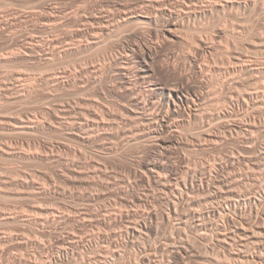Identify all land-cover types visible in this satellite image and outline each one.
<instances>
[{
	"label": "rangeland",
	"instance_id": "rangeland-1",
	"mask_svg": "<svg viewBox=\"0 0 264 264\" xmlns=\"http://www.w3.org/2000/svg\"><path fill=\"white\" fill-rule=\"evenodd\" d=\"M148 1H153V0H148ZM83 2V3H82ZM116 2V3H115ZM120 2H123V3H127L128 2V4H130V5H132V6H134V5H136V4H138V0H0V57H7V59L9 58V61L7 62L8 63V65L6 64V66H5V64L4 65H1L0 64V79H4V81H3V79L0 81L1 82V84H0V87L2 88V86H3V88L2 89H0V97H1V100H0V108H3V109H1L0 110V120L1 121H5L6 120V122H8V121H14V120H16L17 118H23L24 116V118L23 119H25V120H27V118H28V120H30L29 118H31V120L34 122V120H35V123L36 122H38V123H43V122H45V124L43 123L42 124V126L38 129L39 130V132H38V130L37 131H35V132H37V134L36 133H21V132H18V130H16L15 131V129H13V127L10 125H8L7 123L5 124V122H4V124H2L1 125V123H0V148L1 147H4L5 145H7L8 146V148H10V149H12V151H16V154H17V156H14L13 158L11 157H8V158H1L0 157V188L1 187H3V189H5V190H3L2 188L0 189V220H1V217H2V219L3 220H1L0 221V235H1V237H0V264H42V262H43V264H63V263H60L59 262V258L61 257L60 255L62 254L61 253V240L63 239V238H66V239H68V240H71V241H73L74 243L76 242V243H79L78 245H80V248L78 247L77 249H75L76 251V253L74 252V253H72V251H70V256H71V258L69 259V260H71V262L69 261L68 263H64V264H79V262L81 263H83L84 261L86 262V263H88V264H90L91 263V256L93 255V252H98V250H99V246H98V244H96V242H95V237H98L99 236V234H101L100 236H110V235H112L113 233H119V234H124L125 235V232H126V230H125V228L127 227V220L126 221H118L117 223L115 222V221H112V217H114V216H118V215H121V214H126V213H131V212H144V210L143 209H145V211H147V210H150V211H153V212H156L157 211V213H159L160 214V219L158 220V222H156V223H158V224H156L155 225V227H156V232L154 233V235H153V238L154 239H156V240H158V242L159 241H165V239L166 238H168V237H178V232L176 231V230H178V228L180 227V226H182L181 225V223H180V220H178V217H172L171 216V223H172V225H171V228H168L169 226H167V224H166V220H162V215H165V218L167 219V216H169V207L167 206V203H168V201L167 200H169L170 198V196H168V195H165V193H163L162 191H161V189H160V187H158L156 184H155V182H153L152 180L151 181H149L148 179H146V178H143V177H141V176H139V173L137 172L138 170H139V164L138 163H140V162H146V161H148V160H155L156 158L158 159V157H157V155L155 154V150L151 147V145L150 144H147V143H138V145L136 144V143H129V144H127V141L128 140H126V139H128V138H124L123 136H125V137H127L125 134L126 133H129L131 130L130 129H132L133 128V126H129V127H125L124 128V125H118V124H116V126L114 127V129H113V127L111 126V128H110V126H107V128L109 129V130H107V128L105 127L104 129H106V130H104L103 129V127H101V130L103 129V131H101V130H99V129H96V131L98 130V132H97V134L99 133V131H100V134H98V135H104L106 138H104L103 140L105 141V139L107 140V141H101L100 143H97L96 145H94V143L93 144H91L90 145V148L88 147V146H85L83 143L81 144V142H79V141H77V139L76 140H74L75 138H72V137H70V136H68L69 134V128L66 130V133H63V132H65V131H62L59 127L61 126V123H64L65 122V120L67 121H69V122H65V124H67V123H72V122H75V120L77 121L78 120V122L79 121H83L84 119L86 120V118L88 117L89 118V120L88 121H91V113L89 114V112H91V108H90V110H89V108H87V107H91L89 104H91V102H92V99L93 100H95V98L98 100L97 102H99L100 104H104V107L105 108H107V109H105V108H103V109H105V110H109L110 111V109H112V112H114V111H116L115 109H119V107L121 108V109H119V111L117 110L116 112H114V113H117V112H123V108H124V105L126 106L127 105V103L128 102H126V101H128L129 99H127L128 98V96L125 94V90L124 89H122L121 88V84H119L120 82H118L117 80L118 79H116L112 74H110V73H108V72H106V74L108 73V75H106L105 74V71H104V73L103 74H105V75H103L102 74V72L100 73V76H102V81L100 82V83H102V84H100V83H98V84H96L97 86H94L93 84L91 85V79L95 76V73H93L92 71H93V69L94 68H102V66L104 65L105 66V64H109L110 62H112L111 60H112V58L113 57H116V55H120L121 53H122V48H123V46L125 45V46H127V45H129V44H134V43H145V42H143V41H145L144 40V37H142V35L140 36L139 34H135V32H134V30L132 29V28H134L133 26H132V28H129L131 25H129V26H127V27H124V28H127V30L126 29H124L123 28V30H125L124 32H123V34L122 33H119V32H117V33H115V34H113L112 36H113V41H112V38L110 39V37H112V36H110L109 37V40H111L109 43H107L106 42V40H105V42L103 43V44H105V43H107L106 45L109 47L110 45L109 44H113V45H111V47H112V49H111V47H109L112 51H110V49H109V53H108V55H106L108 58H110V59H108L107 57H105L104 55V57L106 58H102L103 56H102V51L101 50H94V49H92L91 51H87V52H83L84 54H82V55H80L79 53L78 54H75V53H73V54H70V55H68L67 57H64L65 59H66V61L68 62V64H62L63 62V60H65L64 58L63 59H60V61L61 62H59L58 63V61H59V59H57V60H55L54 62H56L55 64H53V63H51V64H49L48 65V62H43V61H46V60H43L40 56H42V54L41 55H38L37 53H39L40 54V52L38 51V52H36V53H34V54H32L31 55V57L30 58H28V59H25L26 57H23V56H19L18 57V55H17V52L19 53V52H21V54H24L25 52L26 53H29L31 50H33V47H34V49H35V47L37 46V47H39L38 45H39V41H41V40H44L45 38H46V40H44L45 42H49V41H52V39H53V41L55 40V41H58L57 39H62V40H65L66 39V41H64V44H65V42H67L68 41V39H67V37H68V35H70V33H71V35L68 37L70 40L69 41H71V38L72 37H74V36H78V37H75V41L76 40H81L82 39V41H83V37H84V40L85 41H83V42H86L87 41V39L89 40L90 38L89 37H91V33H88V32H92V22H89V23H85V22H88V21H90L91 20V15H94L95 13V15L96 16H100L102 13V15H101V17L103 16V18H105L106 20H107V17H112V15H113V12H114V15H116L117 16V11H116V9H114L115 7H114V5L113 4H117V3H120ZM134 2V3H133ZM77 3V4H76ZM131 3H133V4H131ZM87 4V5H86ZM113 6V7H112ZM84 7V8H83ZM89 7H91V8H89ZM108 7V8H107ZM114 10H111V8ZM89 10H88V9ZM77 11H76V10ZM84 9V10H83ZM87 9V10H86ZM104 9H107V10H104ZM80 10V11H79ZM92 10V11H91ZM94 10V11H93ZM103 10H104V12H103ZM111 10V11H110ZM238 10L239 9H237V8H235V9H229V10H227L226 12H225V14L223 13H215L214 15H212L211 17H209V19L207 18V20H205L206 18H201V22H200V20L199 19H197L196 21L195 20H192V21H189V22H185L187 25H185V23H184V29H182V31H181V33H179V35H181V36H179V39H178V41L177 42H175L174 44L172 43H166V45H165V43L164 44H162V46H161V48L159 49V59H157V60H159V61H157V65L158 66H160V65H166V63L167 64H169L170 62V64H172V63H174L175 65H177L178 63V67L181 69V66H182V69H183V67L185 66L186 68H184L185 70L184 71H189V72H191L190 70H191V67H190V64H188L187 62L189 61L188 60V57L190 56V54H193L192 52H194L195 50L194 49H196L197 48V42L199 41L198 39H200L201 37H202V39H204V40H206V41H208V42H212L213 40H215V41H217V42H215V41H213L214 43H217V45H216V48H217V51L215 52V53H213V55H211V56H208L207 58H206V61H204V64L206 63V64H208V65H211L210 67H211V74L212 75H210V74H208V76H206L205 77V79H206V81H207V83H209L210 82V89H211V91L213 92H217V93H214V95L216 96V95H218V94H220V93H222L223 92V89H224V92H225V94L226 93H228L229 95L230 94H232L233 95V93L235 92H237L238 90V93H239V98H238V96H237V94L238 93H234V96L236 95L237 96V98L238 99H235V101H234V104L235 105H232V104H230V103H227L225 100H227V98H226V95L224 94V92H223V95L222 94H220V95H222L223 96V98H222V96H220V95H218L219 97H217L218 99H219V101L220 102H222L220 105H219V103L220 102H218V104L217 105H212V107H210V106H208V110L207 111H209V110H211V111H209V113L207 112L206 113V111H205V116L206 117H204L205 119L203 120L204 121V123H205V126H203L204 125V123L203 122H199V124L197 123V122H195V123H193V124H189L188 126H186L188 129V131L186 130L185 132H184V130L186 129V128H184V130H183V136H181V143L182 144H180V145H178V147H176V148H174L173 150H172V152H170L167 156H165L164 158H159L158 160H161V159H163L164 160V162H166V163H170V164H172V165H174L175 166V168L177 169V173L181 176L183 173V175L182 176H184L185 175V173L188 171V172H192V174L193 173H195V172H197L196 174H197V176H199V177H203V176H205V177H207V179L209 178V179H215V176H219L220 178L219 179H221V180H226L227 181V184L228 185H230L234 180H236V179H239V182H241L240 184H242L240 187H241V189L242 190H247L248 188H250V190L248 189V191H250V192H253V193H256L257 194V192H258V187H260V184L261 185H264V172H262V170L264 171V163L262 164L261 163V166L260 167H262V168H258V166L256 165L255 166V159H256V157H255V155L253 154H251V153H249V152H252L251 151V149H253V148H255V147H257V152L258 153H261V152H264V140H263V138H264V127H262V125L264 126V119H262V118H264L263 117V115H261L262 114V112H263V110H262V107L264 106V93H262L261 91L264 89V87H261V86H264V80H261V78L259 79V80H261L260 82H258L257 81V83L255 82L256 80H255V77H254V79L252 78V79H250V76H243L242 78H246L247 80H248V82H249V84H251V85H249V86H247L246 85V87H247V89L249 90L250 88L249 87H251V91L249 90V92H252V93H254V91H255V93H259V91H260V93H261V95H260V93L259 94H255V101L253 100V98L252 99H250L249 100V98H246L245 99V101H244V99L242 98V96H245L246 95V93H245V91H242L243 89H241L239 86H237L236 85V83L235 82H233L232 81V79H231V77H229V74H228V72L226 73V71H227V69H229V67H231L230 66V64L228 63V60H229V58L231 57L230 55V53H233V51L234 52H236L235 50L237 49V52H238V54H241V55H244V56H246L247 57V59L248 60H255V59H257V60H260V61H264V45L262 46L261 44V40H262V38L261 39H259V35H260V33L263 31V28H264V17H263V13H261L260 14V12L259 11H256L255 12V14H253L252 12V14L250 13H245L243 10H239V12H238ZM76 11V12H75ZM90 11V12H89ZM108 11H110L109 12V14H111V15H109L107 12ZM113 11V12H112ZM235 11V12H234ZM243 11V12H242ZM69 12V13H68ZM72 12V13H71ZM112 12V13H111ZM233 12V13H232ZM237 12L239 13L238 15H237ZM257 12H259V13H257ZM42 14V15H40V14ZM48 13V14H47ZM61 13V14H60ZM63 13V14H62ZM74 13V14H73ZM77 13V14H76ZM84 13H85V15H84ZM101 13V14H100ZM229 15H227V14ZM234 13H236V17H238V18H236L235 17V14ZM245 13V14H244ZM10 14H12L11 16H10ZM31 14V15H30ZM73 14V15H72ZM78 14H80V15H78ZM234 14V15H233ZM241 14V15H240ZM244 15V17H243V15ZM9 15V16H8ZM52 15V16H51ZM53 15H55L54 17H53ZM77 17H76V16ZM82 15V16H81ZM105 15V16H104ZM227 17H226V16ZM250 15H251V19H252V17H253V19L251 20V19H249V17H250ZM255 15H256V17H255ZM20 16H21V18H22V20H21V18H20ZM24 18H23V17ZM27 16V17H26ZM29 16V17H28ZM34 16V17H33ZM61 16H67V17H62L61 18ZM79 16H81L80 18H83V20L81 19V21L82 22H84L85 24H87L86 26L80 21V18H79ZM225 17V19L227 18L228 20H230L231 22L233 21V20H236L235 22L237 23V24H235V22L232 24L230 21H228L227 19V21L229 22V24H228V22H226V20H224V17ZM234 16V17H233ZM247 16H248V22L249 21H253V24L251 23V22H249L250 23V26L248 25L249 23L247 22V23H245L244 25H246V30L244 29V25L243 26H241V25H239V23H241V21L243 20L242 18H247ZM49 17V18H48ZM57 17V18H56ZM60 17V18H59ZM72 17V18H71ZM229 17V18H228ZM260 17V18H259ZM3 18H5V19H3ZM16 18V19H15ZM20 18V19H19ZM65 18L67 19L66 21H65ZM89 18V19H88ZM211 18H213V19H211ZM214 18L216 19V20H214ZM236 18V19H235ZM256 20H255V19ZM9 19V20H8ZM29 19V20H28ZM59 19V20H58ZM73 19V20H72ZM75 19H78V20H75ZM86 21H85V20ZM87 19H88V21H87ZM220 19V20H219ZM225 21H223V20ZM233 19V20H232ZM241 20V21H239V20ZM259 19V20H258ZM19 20V21H18ZM199 20V21H198ZM211 20V21H210ZM218 20V21H217ZM222 20V21H221ZM258 20V21H257ZM4 21V22H3ZM5 21L7 22V23H5ZM21 21V22H20ZM60 21H62V23L60 22ZM76 21H79L80 23H77ZM217 21V22H216ZM260 21V22H259ZM15 22H17V23H15ZM55 22V23H54ZM68 22V23H67ZM74 22V23H73ZM209 22V23H208ZM219 22V23H218ZM221 22H223V23H221ZM5 23V24H4ZM11 23V24H10ZM51 23V24H50ZM63 24L64 25V28H63V25H61V24ZM75 25V26H73L72 27V25ZM91 23V25L89 26L88 24H90ZM96 23H97V21H96ZM93 24L94 26H96V25H99V23H100V21L97 23V24ZM200 24V26H199V24ZM215 23H217L216 25H215ZM225 23H226V25H225ZM242 23H243V21H242ZM241 23V24H242ZM66 24H68V25H66ZM70 24V25H69ZM101 24V23H100ZM194 24H196V26L194 25ZM209 24H211L210 26H209ZM212 24H213V26H215V27H213L212 26ZM222 24V25H221ZM224 24V25H223ZM228 24V25H227ZM231 24V26L228 28V26ZM258 24V25H257ZM9 25V26H8ZM43 25H44V28H43ZM77 25V26H76ZM189 25H192L193 27H190ZM232 25H234V26H232ZM263 27H262V26ZM58 26V27H57ZM68 26V27H67ZM88 26H89V28H88ZM205 27V28H203V27ZM226 26V27H225ZM251 26H252V28H251ZM259 26H261V27H259ZM4 27V28H3ZM8 27V28H7ZM69 27L70 28H72V29H69ZM98 27V26H97ZM195 27V28H194ZM217 27H222V29H220V28H217ZM240 27H242L241 29H240ZM7 28V29H6ZM15 28V29H14ZM36 28V29H35ZM66 28V29H65ZM78 28V29H77ZM81 28V29H80ZM86 28V29H85ZM90 28H92V29H90ZM129 28V29H128ZM201 28V29H200ZM210 30H209V29ZM211 28H212V30H211ZM213 28H216V29H213ZM228 28V29H227ZM235 28H236V30H235ZM247 28H248V30H247ZM3 31H2V30ZM9 29V30H8ZM38 29V30H37ZM40 29V30H39ZM54 29V30H53ZM84 29V30H83ZM132 29V30H131ZM190 29V30H189ZM204 29V30H203ZM206 29H207V31H206ZM226 29V30H225ZM12 30V31H11ZM43 30H47V31H43ZM65 30H69V31H65ZM72 30V31H71ZM76 31V34H74L75 33V31ZM80 30H82V31H80ZM123 30H121L120 32H122ZM219 30H223V31H228L226 34H230V36H228V37H226V34H224V35H220V36H223V37H219L218 38V34L215 36V34L216 33H218V31ZM232 32H231V31ZM238 30H239V33H237L238 32ZM240 30H243V31H245V33L243 32H241ZM253 30V31H252ZM258 30V31H257ZM259 30H262V31H260L259 32ZM5 31H7V32H5ZM14 31H16V33L14 32ZM34 33H33V32ZM39 31H41V32H39ZM50 31V32H49ZM53 31V32H52ZM55 31V32H54ZM62 31V32H61ZM84 31H85V33H84ZM88 31V32H87ZM151 31V32H150ZM148 30V34H146L147 36V38L149 39V40H154V41H152V42H155L156 40H157V35L154 33V30L152 31V30ZM200 31V32H199ZM204 33H203V32ZM233 31H236V32H233ZM246 31H248L249 33H250V35H247V34H249V33H246ZM251 31V32H250ZM257 31V32H256ZM5 32V33H4ZM29 32V33H28ZM43 32V33H42ZM52 32V33H51ZM57 32V33H56ZM59 32H60V34H59ZM65 32V33H64ZM70 32V33H69ZM74 32V33H73ZM77 32H79V33H77ZM206 32V33H205ZM213 32V33H212ZM230 32V33H229ZM241 32V33H240ZM258 34H256V33ZM11 33V34H10ZM15 33V34H14ZM33 33V34H32ZM37 34V36H36V38L34 37L36 34ZM42 33V34H41ZM50 33V34H49ZM54 33V34H53ZM73 33V34H72ZM81 33H83V35L84 36H82V34ZM202 33V34H201ZM208 33H211V34H208ZM262 33H264V32H262ZM32 34V35H31ZM35 34V35H34ZM56 34V35H55ZM66 34V35H65ZM78 34V35H77ZM79 34H81V35H79ZM88 34H89V36H88ZM120 34V35H119ZM151 34V35H150ZM153 34H154V36H153ZM203 34H205V35H203ZM214 34V35H213ZM232 34V35H231ZM235 34V35H234ZM237 34H238V36L239 37H242L243 35V37L245 38V37H250V41H248L247 42V40L248 39H246L245 41H244V38L241 40V41H243V42H240L239 43V41H240V39L241 38H237L238 36H237ZM242 34V35H241ZM257 36H256V35ZM17 35H18V37L19 38H17ZM31 35V36H30ZM39 35H41V36H43V37H41V36H39ZM66 37H65V36ZM137 35H139V36H137ZM198 35H200V36H198ZM202 35V36H201ZM14 36H16V37H14ZM234 36H237V37H235L234 38ZM252 36V37H251ZM255 36H256V38H255ZM13 39H12V38ZM24 37V38H23ZM26 37V38H25ZM27 37H29V38H27ZM65 37V38H64ZM81 37V38H80ZM87 37V39H85ZM183 39H182V38ZM210 38V39H208V38ZM213 37H216V39L214 38V39H212ZM35 38V39H34ZM40 38V39H39ZM49 38V39H48ZM52 38V39H51ZM57 38V39H56ZM120 38H124V39H120ZM197 38V39H196ZM206 38V39H205ZM221 38V39H220ZM227 38V39H226ZM7 39H9V40H7ZM11 39V40H10ZM33 39V40H32ZM74 39V38H73ZM106 39H108V38H106ZM120 39V40H119ZM208 39V40H207ZM212 39V40H211ZM224 39V40H223ZM251 39H253V40H251ZM259 39V40H258ZM17 40V41H16ZM28 40H29V43H28ZM36 40H39V41H36ZM143 40V41H142ZM183 40V41H182ZM195 40H196V42H195ZM223 40V41H222ZM238 40V41H237ZM68 41V42H69ZM123 41V42H122ZM137 41V42H136ZM193 41L195 42V44L193 43ZM222 41V42H221ZM227 41V42H226ZM234 41V42H233ZM19 42V43H18ZM26 42V43H25ZM58 42H61V40L60 41H58ZM63 42V41H62ZM61 42V43H62ZM179 42V43H178ZM182 42V43H181ZM228 42H230V43H228ZM256 43V44H254V43ZM258 42V43H257ZM263 42V41H262ZM14 43V44H13ZM32 43H33V45H32ZM38 43V44H37ZM123 43H126V44H123ZM193 43V44H192ZM222 43V44H221ZM228 43V44H227ZM235 45H234V44ZM238 43L240 44V45H238ZM29 44V45H28ZM35 44V45H34ZM225 44H226V46H225ZM233 44V45H232ZM260 44V45H259ZM13 45V46H12ZM15 45V46H14ZM20 45V46H19ZM106 45H104V47L106 46ZM116 45V46H115ZM218 45H219V47H218ZM224 47H223V46ZM258 47H257V46ZM26 46V47H25ZM60 46V45H59ZM191 46H192V49H191ZM193 46H195V47H193ZM231 46V47H230ZM236 46H239V47H236ZM31 47V48H30ZM61 47H62V45H61ZM163 47V48H162ZM231 48V50H232V52H231V50L229 49V48ZM241 47H243V48H241ZM260 47V48H259ZM19 50H17V49ZM24 48V49H23ZM28 48V49H27ZM235 48V49H234ZM245 48V49H244ZM262 48V49H261ZM11 49H12V51H11ZM23 50V51H21V50ZM99 49H102L103 50V48H99ZM222 49H224V50H222ZM225 49H226V51H225ZM36 50V49H35ZM162 50V51H161ZM192 50V51H191ZM194 50V51H193ZM230 50V52H228ZM261 50H262V52H261ZM99 51V52H98ZM100 51L102 52V53H100ZM189 51H191V53L189 52ZM241 51V52H240ZM243 51V52H242ZM246 51V52H245ZM11 52V53H10ZM16 53V55H15V53ZM24 52V53H23ZM188 52V53H187ZM217 52H219V53H217ZM224 54H223V53ZM240 52V53H239ZM260 52V53H259ZM94 53V54H93ZM101 54V56H100V54ZM117 53V54H116ZM190 53V54H189ZM195 53V52H194ZM9 54V55H8ZM11 54H13V56H11ZM20 54V53H19ZM29 54H31V53H29ZM37 54V55H36ZM90 54V55H89ZM93 54V55H92ZM109 54H110V56H109ZM111 54H113V56L111 55ZM185 54V55H184ZM218 54V55H217ZM230 54V55H229ZM259 54V55H258ZM3 55V56H2ZM17 57H15V56ZM115 55V56H114ZM219 55H221V57L223 56V55H226V56H223L222 58L221 57H219ZM255 55V56H254ZM261 55V56H260ZM72 56V57H71ZM168 56H169V58H168ZM186 56H188L187 58H186ZM216 56V59L215 58H213V57H215ZM43 57V56H42ZM93 57V58H92ZM168 59H167V58ZM229 57V58H228ZM254 57V58H253ZM263 57V58H262ZM22 58V59H21ZM43 58H45V57H43ZM70 58V60H67V59H69ZM73 58V59H72ZM86 58L89 60H86ZM164 58V59H163ZM183 58V59H182ZM212 58V59H211ZM218 58V59H217ZM220 58V59H219ZM224 58V59H223ZM39 59V60H38ZM72 59V60H71ZM75 59H77V60H75ZM101 61H100V60ZM108 59V61H106ZM171 59V60H170ZM173 59V60H172ZM209 59V60H208ZM15 60V62H13ZM21 60H23V61H21ZM27 60V61H26ZM32 60V61H31ZM79 60V61H78ZM85 60V61H84ZM163 60V61H162ZM176 62H175V61ZM183 60V61H182ZM185 60L187 61L186 63H187V65H188V67H187V65H186V63H185ZM215 60H217V61H215ZM222 61V63L221 62H218V61ZM225 60V61H224ZM16 61H17V63H16ZM35 61V62H34ZM41 61V62H40ZM72 61V62H71ZM76 61V63H74V62ZM104 61V62H103ZM216 63H215V62ZM20 62V63H19ZM25 62V63H24ZM32 62H33V64H32ZM90 62V63H89ZM92 62V63H91ZM96 62V63H95ZM98 62H100V63H98ZM101 62H103V64L101 63ZM106 62V63H105ZM210 62V63H209ZM212 62V63H211ZM227 62V63H226ZM42 63V64H41ZM46 63V64H45ZM75 65H74V64ZM78 63V64H77ZM94 63V64H93ZM182 63V64H181ZM223 65V67L221 66V64ZM12 64V65H11ZM40 64V65H39ZM44 64V65H43ZM61 64V65H60ZM73 66H72V65ZM82 64V66H84L85 67V65H86V67L84 68V67H82V66H79V65H81ZM97 64V65H96ZM101 64V65H100ZM218 64L220 65V67L218 66ZM225 64V65H224ZM226 64L229 66H226ZM18 65V66H17ZM27 67H26V66ZM36 65V66H35ZM51 65V66H50ZM63 65V67L61 68V66ZM71 65V66H70ZM88 65V66H87ZM12 66V68H10ZM21 66V67H20ZM41 66V67H40ZM44 66V67H43ZM53 66V67H52ZM68 66H70V67H68ZM93 66H95V67H93ZM103 66V67H104ZM213 66H215L214 67V70L215 71H212V68H213ZM225 66H226V68H225ZM3 67V69L1 70V68ZM5 67V68H4ZM18 69H17V68ZM23 67H25L26 68V70H25V68H23ZM30 67H31V69H30ZM43 67V68H42ZM55 67V68H54ZM58 69H57V68ZM73 67L75 68H77V69H74V70H72L73 69ZM91 67V68H90ZM190 67V68H189ZM220 69H219V68ZM222 67V68H221ZM15 68V69H14ZM45 68V69H44ZM60 68V69H59ZM88 68V69H87ZM93 68V69H92ZM4 69H5V71H4ZM15 72V73H22V72H24L23 74V76H24V80H30V81H24V83H23V81L21 82H16V80H14L13 79V77H12V74L14 73L12 70ZM21 69H22V71H21ZM29 69V71L28 72H26L27 70ZM47 69H49V70H47ZM52 69V71H50ZM61 69H63V73H62V70ZM65 69V70H64ZM68 69V70H67ZM83 69H87L86 70V72H88V74L85 72V73H82V70ZM190 69V70H189ZM216 69H218V70H216ZM8 70V71H7ZM11 72H10V71ZM16 70H17V72H16ZM43 70V71H42ZM45 70H46V72L47 73H49V74H46V72H45ZM56 70V71H55ZM61 70V71H60ZM69 70H72V72L74 73H72L71 71H69ZM75 70H77V72L79 71V74H78V76L80 77H74L73 75H75L76 74V71ZM92 70V71H91ZM225 70V71H224ZM21 71V72H20ZM51 73H50V72ZM65 71V72H64ZM69 71V72H68ZM217 71V72H216ZM10 72V73H9ZM70 72H71V75H70ZM222 72H223V74H222ZM26 73V74H25ZM58 73V74H57ZM65 73H67L69 76H70V80L69 81H71V79H72V82L74 81V86H75V88H76V86L77 87H79V89L81 88V91L79 90V89H75L74 88V86H67L66 88H64V89H62L63 87H60L59 85H57V83L56 82H54V77H52V76H55V75H59V76H61L62 74V77L64 76L65 77V75L66 76H68L67 74H65ZM214 73H216V74H214ZM28 74V75H27ZM43 74H44V76H43ZM55 74V75H54ZM73 74V75H72ZM87 74V75H86ZM92 74H93V77H92ZM102 74V75H101ZM161 74V75H160ZM220 74V75H219ZM227 76H226V75ZM6 75V76H5ZM9 75V76H8ZM84 75V76H83ZM90 75V76H89ZM166 74L165 73H162L161 71H158V73H157V76H156V78H158L157 80L159 81V83L160 84H162V85H167V84H170V82L172 83V81H173V79H175V77L174 76H170V78H169V76H165ZM26 76V77H25ZM29 76H32L33 78H29ZM35 76V77H34ZM37 76V77H36ZM40 76H42L40 79H39V77ZM110 77V76H112L111 78H109L108 79V77ZM228 78H226V77ZM9 77V78H8ZM45 77V78H44ZM53 79H52V78ZM73 77H74V79H73ZM84 77V78H83ZM88 77V78H87ZM90 77H92V78H90ZM114 77V78H113ZM208 77V78H207ZM211 77V78H210ZM221 77V78H220ZM249 77V78H248ZM36 78H38L37 80H35ZM81 78H83V79H81ZM89 78H90V80H89ZM199 78V77H198ZM198 78L197 77H195V78H193L192 80H190V83H191V85L192 86H194V87H198V82H200L201 80H204L205 81V79L203 78H201V80H200V78H199V80H198ZM65 79H66V77H65ZM78 81H77V80ZM80 79V80H79ZM111 79H113V80H111ZM116 79V80H115ZM214 79V80H213ZM218 79V80H217ZM220 79V80H219ZM226 79V80H225ZM230 79V80H229ZM250 79V80H249ZM264 79V78H263ZM12 80V81H11ZM34 80H35V82H34ZM47 80V81H46ZM51 80V81H50ZM67 80H68V77H67ZM115 80V81H114ZM221 80H223V81H221ZM251 80H253V82L251 81ZM255 80V81H254ZM7 81V82H6ZM32 81V82H31ZM38 81V82H37ZM75 81H77V82H75ZM87 81H89V82H87ZM116 81L118 82V84L116 83ZM195 81V82H194ZM197 81V82H196ZM205 81V82H206ZM219 81V82H218ZM224 81H226V82H224ZM233 82L232 83V85H231V83H229V82ZM10 82V83H9ZM29 82V83H28ZM47 82V83H46ZM81 82V83H80ZM84 82V83H83ZM104 82V83H103ZM111 82V83H110ZM214 84H213V83ZM215 82H217L216 84H215ZM263 82V83H262ZM4 83V84H3ZM38 84V85H36V84ZM43 83V84H42ZM53 83V84H52ZM56 83V84H55ZM78 83V84H77ZM167 83V84H166ZM173 83H174V81H173ZM223 83H225V84H223ZM9 84V85H12V84H20V85H28V84H32V86H36L35 87V90H34V95H31L30 97H32V98H30L29 97V99L28 98H22V99H19L18 100V98H12L11 96H9L8 97V100H6L7 99V97H5L4 95L6 94V93H13V92H10V91H5V86H7V85ZM51 84V85H50ZM79 84H81V85H79ZM83 84V85H82ZM104 84V85H103ZM106 84H107V86H106ZM115 84V85H114ZM43 85V86H42ZM45 85V86H44ZM79 85V86H78ZM89 85V86H88ZM99 85V86H98ZM110 85V86H109ZM113 85V86H112ZM120 85V86H119ZM217 85V86H216ZM220 85V86H219ZM224 86V88L222 87L221 88V86ZM233 85H236L237 87H235V86H233ZM38 86V87H37ZM48 86H49V88H48ZM58 86H59V88H58ZM81 86V87H80ZM83 86H85V87H83ZM105 86V87H104ZM115 86H116V88H117V86H118V90L120 91L121 89V91H123V92H119L117 89H116V91H115ZM214 86H215V89L213 90V88H214ZM228 86V87H227ZM233 86V87H232ZM253 86L254 87H256L255 89L253 88ZM258 86V87H257ZM41 87V89H39ZM43 87H45L44 89H43ZM51 87V88H50ZM56 87V88H55ZM71 87V88H70ZM99 87V88H98ZM213 87V88H212ZM217 87V88H216ZM235 87V88H234ZM36 88L37 89H39V90H36ZM113 88V89H112ZM121 88V89H120ZM233 88V89H232ZM257 88H259V90L258 91H256L257 90ZM263 88V89H262ZM43 89V90H42ZM47 89V90H46ZM53 89V90H52ZM57 89V90H56ZM60 89H61V92H60ZM66 89V90H65ZM88 89H90L89 91L86 90ZM95 89V90H94ZM103 89V90H102ZM109 89V90H108ZM218 91H217V90ZM227 89V90H226ZM230 89V90H229ZM260 89H262V90H260ZM52 90V92H50V91ZM71 90V91H70ZM76 90V91H75ZM78 90H79V92H78ZM98 90V91H97ZM231 90H233V91H231ZM237 90V91H236ZM240 90H241V92H240ZM47 91V92H46ZM54 91H55V93H54ZM73 91V92H72ZM86 91V92H85ZM101 91V92H100ZM109 91V92H108ZM118 91V92H117ZM221 91V92H220ZM228 91V92H227ZM229 91L230 92H232V93H229ZM264 91V90H263ZM40 94H39V93ZM59 92V93H58ZM76 92H78L77 94H78V96H77V94H75ZM81 92V93H80ZM82 92H83V94H82ZM84 92L86 93V94H84ZM98 92H99V94H98ZM116 92H117V95H116ZM242 92H244L243 93V95L242 96H240L241 94L240 93H242ZM48 93H51V94H48ZM80 93V94H79ZM91 93V94H90ZM113 93V94H112ZM14 94V93H13ZM56 94V95H55ZM64 95V96H62V95ZM68 95V97H67V95ZM70 94V95H69ZM83 95V96H80V95ZM95 94H96V96H95ZM227 94V95H228ZM262 94H263V96H262ZM36 95H37V97H36ZM50 95V96H49ZM101 95V96H100ZM124 95H126V96H124ZM257 95H259V97H257ZM3 96V97H2ZM45 96V97H44ZM57 96V97H56ZM60 96V97H59ZM61 96L63 97V99L61 98ZM75 96H76V98H75ZM86 96V97H85ZM120 96H122V97H120ZM225 96V97H224ZM236 96H235V98H236ZM261 96V97H260ZM28 97V96H27ZM49 97V98H48ZM66 97H67V99H66ZM83 97V98H82ZM101 97V98H100ZM104 97V98H103ZM120 97V98H119ZM127 97V98H126ZM257 97V98H256ZM33 98H34V100H33ZM65 98V99H64ZM69 98V99H68ZM71 98V99H70ZM122 98V99H121ZM124 98V99H123ZM226 98V99H225ZM241 98V99H240ZM245 98V97H244ZM260 98H261V101H260ZM5 99V100H4ZM10 99V100H9ZM27 99V100H26ZM39 99V100H38ZM45 99V100H44ZM48 99V100H47ZM60 99V100H59ZM73 99V100H72ZM90 99V100H89ZM99 99H100V101L102 102H100L99 101ZM101 99H103V101L106 103V104H108L109 103V105L108 106H110V107H108V106H106V104L101 100ZM127 99V100H126ZM225 99V100H224ZM243 99V100H242ZM248 99V100H247ZM3 100V101H2ZM21 100H23V101H21ZM29 100V101H28ZM38 100V101H37ZM81 100H83V101H81ZM113 100V101H112ZM238 100V101H237ZM242 100V101H241ZM247 100V101H246ZM251 100H253V101H251ZM6 101V104L4 103ZM15 103H14V102ZM27 101V102H26ZM31 101V102H30ZM34 101V102H33ZM42 103V101H43V103L41 104L40 102ZM69 101V102H68ZM75 103H74V102ZM82 103H81V102ZM85 101H86V104H85ZM89 101V102H88ZM111 101V102H110ZM240 101V102H239ZM250 101V102H249ZM3 102V103H2ZM17 102V103H16ZM18 102L20 103V104H18ZM23 104H22V103ZM62 102H64V103H62ZM71 102V103H70ZM79 102H80V105H83V103H84V105H83V107L86 105V107H85V110L86 111H88L87 113H86V111L84 110V108L83 109H81V110H83L84 112H85V116H84V118H80V117H83V116H81V115H77L75 118L74 117H70V116H72V115H75V112L76 113H78L79 111H80V108L78 109V107H80V106H78V107H76L75 108V106H77L78 104H79ZM123 102V103H122ZM224 102H225V104L227 103V104H230V106L232 105V107H229L228 105H225L224 104ZM237 102V103H236ZM242 102V103H241ZM246 102V103H245ZM249 102V103H248ZM253 102V103H252ZM255 102V103H254ZM260 102V103H259ZM9 104V106H7L8 104ZM14 103V104H13ZM37 103H40V104H37ZM69 105H68V104ZM73 103V104H72ZM87 103H89V104H87ZM112 105H111V104ZM118 103H120V104H118ZM124 103H126V104H124ZM248 103V104H247ZM262 103V104H261ZM22 104V105H21ZM33 104V105H32ZM58 104V105H57ZM59 104H60V106H59ZM67 105V107H65L64 105ZM114 104V105H113ZM242 104L243 106H240V105ZM73 105V108L72 109H76V111H74V110H70V108H71V106ZM118 105V106H117ZM238 107H237V106ZM246 105H248L247 107H246ZM115 106V107H114ZM220 106V107H219ZM224 106V107H223ZM227 106H228V108H227ZM252 106H255V107H252ZM257 106H258V108L259 109H257ZM260 106V107H259ZM6 107V108H5ZM42 107V108H41ZM52 107H54V108H52ZM61 107H63L64 108V110L61 108ZM70 107V108H69ZM216 109H215V108ZM235 107V108H234ZM240 107V108H239ZM245 107H246V109L248 108L249 109V111H247V110H245ZM252 107V108H251ZM51 108V109H50ZM81 108H82V106H81ZM110 108V109H109ZM210 108V109H209ZM225 108L228 110V111H232L233 110V112H231L232 113V117L233 118H235V114H237V116H236V118L235 119H237L236 121H238V122H240L241 120V123L240 124H244V123H247V124H244L245 126H249V129H250V125L248 124V123H256L258 126H257V128H258V131L256 130L255 131V133L253 132H242V134H241V131H236V129L235 130H233L232 131V133H230L228 130H226L225 129V125L224 124H226V122L228 121V123L231 121V119H232V123L231 124H236V125H239V123L238 122H236L235 121V119H233L232 117H229L230 119L228 120H225L224 118H220V119H223V120H225V121H223V120H220L219 119V122H218V119H217V114H220L219 112H221V111H219V110H221L222 109V111H223V113L226 111L225 110ZM239 108V109H238ZM264 108V107H263ZM40 109V110H39ZM46 109V110H45ZM58 110V112H57V110ZM68 110V111H66V110ZM219 109V110H218ZM236 109V111H234ZM261 109V110H260ZM7 110V111H6ZM48 110V111H47ZM51 110V111H50ZM61 110H63V113H62V111ZM101 110H102V108H101ZM121 110V111H120ZM2 111H4V112H2ZM25 111V112H24ZM47 113H46V112ZM55 111V112H54ZM61 111V112H60ZM70 111V112H69ZM74 111V112H73ZM78 111V112H77ZM214 111V112H213ZM217 111H219V112H217ZM239 111H242V112H239ZM245 111V112H244ZM259 111V112H258ZM261 111V112H260ZM6 112V113H5ZM27 112V113H26ZM33 112V113H32ZM35 112H37V114L35 113ZM69 112V113H68ZM250 114H249V113ZM258 112V113H257ZM24 113H26V114H24ZM52 113V114H51ZM56 113V114H55ZM57 113H58V115H57ZM64 113H66V114H64ZM71 113V114H70ZM99 113H100V111H99ZM210 113H212V114H210ZM222 113V112H221ZM233 113H235V114H233ZM264 113V112H263ZM3 114H5V116L3 115ZM8 114V115H7ZM20 114H21V116H20ZM33 114V115H32ZM48 114V115H47ZM60 114V115H59ZM64 114V115H63ZM88 114V115H87ZM101 114V113H100ZM240 114V115H239ZM244 114V115H243ZM260 114L261 115V117H259L258 115ZM11 116V118H10V116ZM18 115L20 116V117H18ZM24 115V116H23ZM41 115V116H40ZM49 116V117H47V116ZM52 115V116H51ZM64 117V118H66V116L67 117H69V118H66V119H64V118H61L62 116ZM208 115V116H207ZM210 115V116H209ZM213 115V116H212ZM249 115H250V117H249ZM255 115H257V116H255V118H254V116ZM4 116V117H3ZM15 116V117H14ZM30 116V117H29ZM32 116V117H31ZM36 116H38V117H36ZM45 116V117H44ZM58 116H60L59 118H58ZM87 116V117H86ZM12 117H13V119H12ZM86 117V118H85ZM209 117H211V119H209ZM213 117V118H212ZM245 117H246V119H245ZM249 117V118H248ZM258 117H259V119H261V123H260V120L258 119ZM33 118V119H32ZM38 118V119H37ZM40 118V119H39ZM42 118V119H41ZM48 118H51V119H48ZM79 118V119H78ZM87 118V119H88ZM104 119H106V120H104L106 123H109V122H112V123H114L112 120L110 121L109 119H108V117H103ZM103 118H102V116H101V120L103 121ZM216 118V119H215ZM241 118V119H240ZM3 119V120H2ZM44 119H45V121H44ZM63 119V120H62ZM73 119H74V121H73ZM81 119V120H80ZM252 121H251V120ZM30 120V121H31ZM38 120H40V121H38ZM43 120V121H42ZM47 120V121H46ZM54 120V121H53ZM62 120V121H61ZM205 120H206V122L207 123H209V124H207L206 122H205ZM213 120V121H212ZM245 120H247V121H245ZM263 120V121H262ZM0 121V122H1ZM50 121H52V122H50ZM72 121V122H71ZM109 121V122H108ZM209 121V122H208ZM213 123H212V122ZM217 121V122H216ZM222 121V122H221ZM251 121V122H250ZM259 121V122H258ZM61 122V123H60ZM220 122H221V124H223V122H225L223 125H224V127L222 128V129H224V130H222L221 129V127L223 126V125H221L220 124ZM243 122V123H242ZM3 123V122H2ZM55 123V125L53 126V124ZM57 123V124H56ZM201 123H203V124H201ZM217 123H218V125H219V127L217 126ZM252 123V124H253ZM216 124V125H215ZM253 124V125H254ZM256 124L254 125V126H256ZM260 124H261V126H260ZM69 125V124H68ZM198 125V126H197ZM207 125V126H206ZM209 125V126H208ZM211 125H213V127H214V129L212 128V126ZM45 126V128L43 129V127ZM47 126V127H46ZM57 126V127H56ZM123 126V127H122ZM191 126H193V128L194 129H192V127ZM200 126H202V128H206V129H208L210 126H211V130L213 129V131L212 132H217L219 135H221V138H220V141L218 142L219 144H217V143H211L210 144V142H207V141H205V140H203V138H201L200 136V142H199V140L196 138V136H194L195 137V139H194V137L193 136H191V134H197V136H198V133L199 132H202V128L200 127ZM221 126V127H220ZM260 126V127H259ZM10 127V128H9ZM117 127H119V128H117ZM202 129L201 131H200V128ZM217 127V128H216ZM59 128V129H58ZM117 128V129H116ZM121 128V129H120ZM122 128H124L123 130H122ZM127 128H129V129H127ZM5 129V130H4ZM47 129V130H46ZM91 129V128H90ZM112 129V130H111ZM205 129V130H206ZM2 130V131H1ZM57 130H58V132H57ZM111 130V131H110ZM120 131V132H122V131H124L125 130V134H124V132H123V134L121 135L123 138H124V140L126 141V143H125V141H123V140H120V138L121 137H119L120 136V132H119V135L117 136V137H119V138H117V137H114L113 136V134L116 132L117 133V131ZM133 130H134V128H133ZM192 130V131H191ZM209 130V129H208ZM210 130V131H211ZM262 130H263V132H262ZM3 131H5V132H3ZM56 131V132H55ZM61 131H62V133H61ZM90 130H88V133L90 134L91 132H89ZM96 131L94 130V132H92L93 134H96ZM109 133H108V132ZM196 131H199V132H197V133H194V132H196ZM11 132H12V134H11ZM17 133V135L15 134V133ZM68 132V133H67ZM193 132V133H192ZM225 132V133H224ZM227 132V133H226ZM229 132V133H228ZM238 132V134H236ZM261 132V133H260ZM7 133V134H6ZM19 133V134H18ZM61 133V134H60ZM84 133H87V130H86V132H84ZM87 133V134H88ZM104 133V134H103ZM184 133H186L185 135H184ZM189 133V134H188ZM216 133V134H217ZM243 133H245L244 134V137H245V139L243 138ZM259 133L261 134L260 136H259ZM263 133V134H262ZM26 134V135H25ZM31 134H34V135H32V136H30ZM96 134V135H97ZM200 134V133H199ZM217 134V135H218ZM225 134H226V136H227V138H226V136H225ZM230 134V135H229ZM232 134V135H231ZM240 134H241V136H240ZM248 134V135H247ZM250 134H253V135H251V137L249 136ZM62 135V136H61ZM66 135V136H65ZM190 135V136H189ZM223 135V136H222ZM229 135V136H228ZM234 135V136H233ZM237 135H238V137H237ZM248 136V138L246 139V136ZM257 135V136H256ZM34 136V137H33ZM65 136V137H64ZM107 136H109V137H107ZM186 136H188V137H186ZM263 138H262V137ZM186 137V138H185ZM198 137V138H199ZM231 137L234 139H231ZM240 137H242V138H240ZM256 138L255 139V143H254V145H255V147L254 146H252V148L249 150V151H247L248 152V154H247V152H245L246 151V149L248 150V148H245L246 146H248L249 144H251V143H249L250 142V138ZM258 137V138H257ZM71 138L73 139V140H71ZM123 138H121V139H123ZM183 138H185V139H183ZM188 138V139H187ZM190 138V139H189ZM67 139V140H66ZM70 139V140H69ZM116 139V140H115ZM119 139V140H118ZM193 139V140H192ZM202 139V140H201ZM224 139V140H223ZM227 139V140H226ZM238 139H240V140H238ZM242 139V140H241ZM259 139V140H258ZM113 140L115 141L114 143L115 144H113L112 142H113ZM120 141V142H123L125 145H123V143H120L121 145H119V143H118V141ZM187 140H189V141H187ZM192 140V141H191ZM247 141V144H245L246 142L245 141ZM261 140V141H260ZM75 141H77L78 143H76ZM205 142V144H206V142H207V144L205 145L204 144V142ZM224 141V142H223ZM237 141V142H236ZM256 141H257V143H256ZM10 142V143H9ZM75 142V143H74ZM104 142V143H103ZM110 142V143H109ZM129 142V141H128ZM191 142H193V143H191ZM196 142V144H194ZM203 142V143H202ZM243 142V143H242ZM245 142V143H244ZM4 143V144H3ZM8 143V144H7ZM36 143H38V144H36ZM65 143V144H64ZM69 143V144H68ZM102 143V144H101ZM189 143V144H188ZM202 143V144H201ZM224 144V145H222V144ZM230 145H229V144ZM235 143V144H234ZM9 144H11L10 146H9ZM15 144V145H14ZM31 146H30V145ZM33 144H34V146H33ZM67 144H68V146H67ZM99 144V145H98ZM117 144L121 147H119V146H117ZM146 144H147V146H146ZM194 144V145H193ZM214 146H213V145ZM216 144V145H215ZM243 146H242V145ZM246 146H245V145ZM257 144V145H256ZM37 145H39V146H37ZM66 145V146H65ZM71 145V146H70ZM79 147H78V146ZM81 145H84V146H81ZM117 147H116V146ZM142 145V146H141ZM197 145V146H196ZM209 145V146H208ZM218 145V146H217ZM234 145V146H233ZM251 145H253V144H251ZM250 145V146H251ZM12 146V147H11ZM33 146V147H32ZM73 146L75 147V148H73ZM112 146V147H111ZM186 146V147H185ZM240 146H241V148H240ZM245 146V147H244ZM249 146V147H250ZM260 146V147H259ZM6 147V146H5ZM16 147V148H15ZM30 147V148H29ZM32 147V148H31ZM47 147V148H46ZM61 149H60V148ZM64 147H69V150L67 149V148H64ZM71 147V148H70ZM104 149H102V148ZM110 147V148H109ZM116 147V148H115ZM150 147V148H149ZM215 147V148H214ZM223 147V148H222ZM232 147H235V148H232ZM242 147H244V151L242 150ZM15 148V149H14ZM77 148H78V150H77ZM95 148V149H94ZM107 148V149H106ZM120 148V149H119ZM125 148V149H124ZM143 148H145L144 150H143ZM147 148V149H146ZM187 148V149H186ZM200 148V149H199ZM206 148V149H205ZM225 148V149H224ZM228 148V149H227ZM23 149V150H22ZM25 149H27L26 151H25ZM35 149V150H34ZM42 149V150H41ZM65 149V150H64ZM71 149V150H70ZM74 149V150H73ZM82 149V150H81ZM92 149V150H91ZM116 149V151H114ZM117 149H118V151H117ZM189 149V150H188ZM220 149V150H219ZM223 151H222V150ZM18 150V151H17ZM30 150V151H29ZM32 150L34 151L33 153L34 154H36V155H34V154H32V153H30V152H32ZM54 150V151H53ZM64 150V151H63ZM66 150H68V151H66ZM72 150H73V152H72ZM84 150V151H83ZM99 150V151H98ZM124 152H123V151ZM149 150V151H148ZM191 150V151H190ZM203 150H206V151H203ZM227 150V151H226ZM230 150V151H229ZM21 151H23V152H21ZM37 151V152H36ZM67 153H66V152ZM87 151V152H86ZM88 151H89V154H88ZM101 151H103V152H101ZM108 151V152H107ZM144 151V152H143ZM208 151V152H207ZM210 151V152H209ZM219 151V152H218ZM221 151H222V153H221ZM243 151V152H242ZM28 152V153H27ZM38 152H40V153H38ZM57 154H56V153ZM76 152V153H75ZM105 152V153H104ZM116 154H115V153ZM152 152V153H151ZM196 152V153H195ZM217 152V153H216ZM245 152V153H244ZM27 153V154H26ZM47 153H49V154H47ZM51 153H52V155H51ZM55 153V154H54ZM61 153V154H60ZM83 153V154H82ZM95 153H96V155H95ZM103 153V154H102ZM125 153V154H124ZM220 153H221V155H220ZM225 153V154H224ZM226 153H228V154H226ZM237 153V154H236ZM245 154V156H244V154ZM257 153V154H258ZM44 154V155H43ZM46 154V155H45ZM54 154V155H53ZM63 154V155H62ZM66 154V155H65ZM70 155V156H68V155ZM74 154H76V155H74ZM85 154V155H84ZM88 154V155H87ZM177 154V155H176ZM210 154V155H209ZM214 156H213V155ZM233 154H234V157H232L233 156ZM243 154V155H242ZM19 155H21L20 157H19ZM30 157H29V156ZM39 155V156H38ZM59 155V156H58ZM79 157H78V156ZM87 155V156H86ZM172 155V156H171ZM205 155V156H204ZM220 155V156H219ZM227 155V156H226ZM230 155V156H229ZM249 155H251L250 157H249ZM25 156V157H24ZM34 156V157H33ZM68 156V157H67ZM81 156V157H80ZM86 156V157H85ZM99 156V157H98ZM143 156V157H142ZM189 156H190V158H189ZM202 156V157H201ZM222 156V157H221ZM236 156V157H235ZM252 156H254V157H252ZM61 157V158H60ZM69 157H71V158H69ZM75 157V158H74ZM103 157V158H102ZM108 157V158H107ZM149 157V158H148ZM169 157V158H168ZM198 157H201V158H198ZM205 157V159H203ZM209 159H208V158ZM219 157H221V159L219 158ZM232 157V158H231ZM32 158V159H31ZM39 158V159H38ZM67 158V159H66ZM77 158V159H76ZM84 158V159H83ZM87 158H88V160L89 159H91V161L89 160H87ZM134 158V159H133ZM153 158V159H152ZM190 159V160H188V159ZM211 158V159H210ZM223 158V159H222ZM227 158V159H226ZM17 159V160H16ZM55 159V160H54ZM82 159H83V161H82ZM133 159V160H132ZM139 159V160H138ZM143 161H142V160ZM147 159V160H146ZM167 159V160H166ZM226 159V160H225ZM231 159H232V161H234V162H232L231 161ZM239 159H241V161L239 160ZM247 161H246V160ZM249 159H251V160H249ZM8 160V161H7ZM10 160H12V161H10ZM14 160V161H13ZM16 160V161H15ZM24 160V161H23ZM50 160H52V161H50ZM66 160H68L69 161V164H67L68 163V161H66ZM74 160V161H73ZM77 160V161H76ZM87 160V161H86ZM174 160V161H173ZM179 160V161H178ZM185 160V161H184ZM197 161V163L196 162H194V161ZM208 160V161H207ZM239 160V161H238ZM244 160V161H243ZM3 161H4V163H3ZM6 161V162H5ZM49 161V162H48ZM79 161V162H78ZM177 161V162H176ZM189 161V162H188ZM202 161V162H201ZM211 161V163H209ZM215 161V162H214ZM223 161V162H222ZM59 162V163H58ZM66 162V163H65ZM90 162V163H89ZM182 162H183V164H182ZM185 162V163H184ZM193 162H194V164H193ZM200 162H201V164H200ZM222 162V163H221ZM261 162H264V160H262ZM6 163V164H5ZM78 163V164H77ZM132 163V164H131ZM188 163H189V165H188ZM196 163V164H195ZM217 163H219V164H217ZM221 163V164H220ZM227 163V164H226ZM247 163H248V165H247ZM252 163V164H251ZM4 164V165H3ZM58 164V165H57ZM61 164H62V166H61ZM94 164V165H93ZM225 164V165H224ZM237 164V165H236ZM8 167H7V166ZM54 165V166H53ZM65 165H67V166H65ZM84 165V166H83ZM187 165H188V167H187ZM195 165V166H194ZM200 167H199V166ZM209 165V166H208ZM213 165H215L216 167H214ZM222 165V166H221ZM229 165V166H228ZM231 165V166H230ZM234 165V166H233ZM251 165V166H250ZM64 166H65V168H64ZM79 166V167H78ZM86 166V167H85ZM179 168H178V167ZM196 166H198V167H196ZM5 167H6V169H5ZM11 167V168H10ZM53 167V168H52ZM69 167H72V168H70L69 169ZM78 167V168H77ZM100 167V168H99ZM195 167V168H194ZM207 167H212V169L213 170H215L216 171V173H215V171H213L212 169V171L213 172H210V171H208L206 168ZM240 167V168H239ZM250 167H253V168H250ZM14 168V169H13ZM15 168H17V170L15 169ZM87 168V169H86ZM135 170H134V169ZM188 168V169H187ZM203 168V169H202ZM218 168V169H217ZM248 168V169H247ZM5 169V170H4ZM8 169V170H7ZM11 169H12V171H11ZM19 169V170H18ZM67 169V170H66ZM72 169H75V170H72ZM77 169V170H76ZM85 169H86V171H88V172H86L85 171ZM99 169V170H98ZM138 169V170H137ZM193 170V171H191V170ZM195 169H197L196 171H195ZM241 169H243V170H241ZM255 171H254V170ZM3 170V171H2ZM71 172H70V171ZM79 170V174H75V172H77ZM84 171V173H83V171ZM134 170V171H133ZM249 170H251V171H249ZM258 170H260L259 172H258ZM10 171V172H9ZM96 171V172H95ZM200 171H202V172H200ZM220 171V172H219ZM231 171V172H230ZM233 171V172H232ZM240 171V172H239ZM243 171V172H242ZM249 171V172H248ZM14 172V173H13ZM183 172V173H182ZM230 172V173H229ZM236 172H237V174H236ZM238 172H239V174H238ZM250 172H252V173H250ZM18 173V174H17ZM73 173V174H72ZM206 173V174H205ZM233 173H235L233 176L231 175L230 176V174H233ZM246 173V174H245ZM257 173V174H256ZM263 173V174H262ZM64 174V175H63ZM75 174V175H74ZM100 174V175H99ZM221 176H220V175ZM256 174V175H255ZM112 175V176H111ZM223 175V176H222ZM247 175V176H246ZM8 176V177H7ZM14 176V177H13ZM33 176V177H32ZM71 176V177H70ZM81 176H82V178H81ZM224 176H225V179H224ZM228 176H230V177H228ZM246 176V177H245ZM253 176V177H252ZM263 176V177H262ZM7 177V178H6ZM14 178V181H13V178ZM15 177H16V179H15ZM31 177H32V179H31ZM73 177V178H72ZM89 177V178H88ZM109 177V178H108ZM137 177V178H136ZM140 177V178H139ZM237 177H239V178H237ZM245 177V178H244ZM248 177V178H247ZM256 177V178H255ZM257 177H259V178H257ZM21 178H22V181H20L21 180ZM30 180H29V179ZM33 178H34V180H33ZM242 178V179H241ZM250 178V179H249ZM262 178V179H261ZM12 179V180H11ZM28 179V180H27ZM63 179V180H62ZM81 179V180H80ZM95 179V180H94ZM103 179H104V181H103ZM109 179V180H108ZM140 179H141V181H140ZM241 179V180H240ZM254 179V180H253ZM258 179V180H257ZM259 179H261V181L259 180ZM34 182H33V181ZM36 180H37V182H36ZM70 180V181H69ZM72 180V181H71ZM85 180H87V181H85ZM94 180V181H93ZM106 180V181H105ZM138 180V181H137ZM17 181H18V183H17ZM20 181V182H19ZM28 181H30V182H28ZM40 181V182H39ZM98 181L100 182V184L98 183ZM103 181V182H102ZM14 182V183H13ZM25 182V183H24ZM39 182V183H38ZM46 182V183H45ZM50 182V183H49ZM70 182V183H69ZM102 182V183H101ZM150 182V183H149ZM249 182V183H248ZM253 182V183H252ZM7 183V184H6ZM12 183V184H11ZM16 183V184H15ZM26 183H27V186H25L26 185ZM31 183V184H30ZM48 183V184H47ZM79 183V184H78ZM104 183V184H103ZM247 183V184H246ZM256 183V184H255ZM15 184V185H14ZM42 184H44V185H42ZM55 184V185H54ZM70 184V185H69ZM98 184V185H97ZM116 184H118V185H116ZM130 184V185H129ZM134 186H133V185ZM142 184V185H141ZM151 184V185H150ZM224 184V183H223ZM250 184V185H249ZM258 184V185H257ZM14 185V186H13ZM29 185H34L33 187L32 186H29ZM47 185H49V186H47ZM64 185H65V187H64ZM127 185H129V186H127ZM139 185V186H138ZM228 185H223V188H224V190L226 191L227 190V188H228ZM244 185V186H243ZM248 186V188L246 187V186ZM253 185L255 186V187H253ZM13 186V187H12ZM53 186V187H52ZM70 186V187H69ZM85 186V187H84ZM126 186V187H125ZM146 186H147V188H146ZM151 186H152V188H151ZM26 187V188H25ZM31 187V188H30ZM42 187V188H41ZM50 187V188H49ZM67 187H68V189H67ZM99 187V188H98ZM117 187V188H116ZM135 187V188H134ZM145 187V188H144ZM253 189H252V188ZM28 188V189H27ZM30 188V189H29ZM37 188V189H36ZM38 188H40V189H38ZM48 188V189H47ZM64 188V189H63ZM73 188V189H72ZM88 188V189H87ZM130 188V189H129ZM245 188V189H244ZM255 188V189H254ZM23 189V190H22ZM31 189L33 190V191H35L34 192V194H33V191H31ZM36 189V190H35ZM41 189H43V190H41ZM45 189V190H44ZM75 192H73L72 190ZM87 189V190H86ZM123 189V190H122ZM125 189V190H124ZM157 189V190H156ZM8 190V191H7ZM19 190H20V193H19ZM28 190V191H27ZM30 190V191H29ZM48 190V191H47ZM118 190H119V192H118ZM151 190H152V192H151ZM22 191V192H21ZM41 191H44L45 192V194L44 193H40ZM87 191H88V193H87ZM121 191H122V193H121ZM143 191V192H142ZM157 191V192H156ZM39 192V193H38ZM48 192V193H47ZM78 192V193H77ZM80 192V193H79ZM150 192V193H149ZM161 192V193H160ZM23 193V194H22ZM27 193V194H26ZM32 193V194H31ZM64 193V194H63ZM89 193H92V194H89ZM128 193V194H127ZM156 193V194H155ZM47 194V195H46ZM49 194V195H48ZM80 194V195H79ZM147 194V195H146ZM149 194V195H148ZM152 194V195H151ZM154 194V195H153ZM160 194V195H159ZM31 195V196H30ZM39 195V196H38ZM72 195V196H71ZM78 195V196H77ZM85 195V196H84ZM120 197H119V196ZM122 195V196H121ZM126 195H128V196H126ZM165 195V196H164ZM205 195L206 194H202V197L204 196L205 197ZM115 196V197H114ZM200 196V195H199ZM224 196V195H223ZM226 196V195H225ZM225 196L224 197H222V198H220L219 200H217V202L215 203V202H213V203H207L206 204V202H204L201 206L200 205H197V206H195V210H197V211H203V212H207V211H209V210H211V209H213V208H215L216 207V209H219L220 211H221V216H219L220 218H218L217 219V222L222 226V227H224V226H227L226 224H227V221H226V219L224 218V216L225 215H223V214H225L226 213V215H228L229 216V218H232V219H236V220H239V219H241L242 218V216L243 217H245L246 216V214H247V211L246 212H244V211H240V210H236V209H233V208H226V207H229L228 205V202H227V200L225 199ZM25 199H24V198ZM44 197V198H43ZM56 197V198H55ZM91 197V198H90ZM127 197V198H126ZM131 197H133V198H131ZM162 197H163V199H162ZM202 197H199L200 199H202ZM203 197V198H204ZM21 198V199H20ZM32 200H31V199ZM40 198V199H39ZM47 198V199H46ZM51 198V199H50ZM79 198V199H78ZM143 199L145 202H146V204H140V203H138L137 201H138V199ZM153 198V199H152ZM161 198V199H160ZM198 198V197H197ZM54 199V200H53ZM78 199V200H77ZM83 199H85V200H83ZM133 199V200H132ZM156 199V200H155ZM166 199V200H165ZM225 199V200H224ZM35 200V201H34ZM47 200H49V201H47ZM57 200L59 201V202H57ZM115 200V201H114ZM118 200V201H117ZM148 200H149V202H148ZM154 200V201H153ZM224 200V201H223ZM38 201H41L42 202V204L40 203V202H38ZM51 201H52V203H51ZM78 201V202H77ZM80 201V202H79ZM122 201V202H121ZM127 201V202H126ZM220 201V202H219ZM226 201V202H225ZM37 202V203H36ZM89 202V203H88ZM119 202V203H118ZM133 202V203H132ZM135 202V203H134ZM227 204V206H226V204ZM45 203H46V205L49 207V206H51V207H47L46 205H45ZM55 203V204H54ZM66 203V204H65ZM120 204V205H118V204ZM122 203V204H121ZM124 203H125V205H124ZM215 203V204H214ZM49 204V205H48ZM52 204V205H51ZM61 204V205H60ZM63 204V205H62ZM75 204V205H74ZM87 204H89V205H87ZM117 204V205H116ZM127 204V205H126ZM130 204V205H129ZM133 204V205H132ZM40 205V206H39ZM70 205H71V207H70ZM75 207H74V206ZM83 205H84V207H87V208H83ZM91 205V206H90ZM121 205H123V206H121ZM142 205V206H141ZM212 205V206H211ZM215 205V206H214ZM217 205V206H216ZM39 206V207H38ZM47 208H46V207ZM54 206V207H53ZM58 206V207H57ZM145 206L148 208H145ZM159 208V209H157V207ZM162 206V207H161ZM209 206V207H208ZM73 207V208H72ZM128 207V208H127ZM132 207V208H131ZM135 207V208H134ZM155 207H156V209H155ZM210 207H211V209H210ZM213 207V208H212ZM51 208V209H50ZM54 208V210H52ZM59 208V209H58ZM124 208V209H123ZM142 210H140V209ZM143 208V209H142ZM150 208V209H149ZM165 208V209H164ZM208 208V209H207ZM3 209H5V210H3ZM34 209V210H33ZM79 209V210H78ZM82 209V210H81ZM123 209V210H122ZM125 209H128V210H125ZM135 209H137V211L135 210ZM139 209V210H138ZM154 209V210H153ZM257 209L258 208H253V210L254 211H257ZM2 210L4 211V212H2ZM40 210V211H39ZM62 210V211H61ZM69 210V211H68ZM71 210L73 211V212H71ZM85 212H84V211ZM95 210V211H94ZM101 210V211H100ZM113 210V211H112ZM119 210V211H118ZM125 210V211H124ZM135 210V211H134ZM259 210H260V208H259ZM10 211H11V213H10ZM27 211H28V213H27ZM38 211V212H37ZM45 211V212H44ZM6 212V213H5ZM17 212V213H16ZM26 212V213H25ZM32 212V213H31ZM49 212V213H48ZM60 212V213H59ZM69 212H71L72 214H70ZM92 212V213H91ZM114 212H115V214H114ZM123 212V213H122ZM232 214H231V213ZM13 213V214H12ZM22 213H25L24 215L22 214ZM34 213V215H32ZM41 213V214H40ZM45 213V214H44ZM78 213V214H77ZM82 213V214H81ZM118 213V214H117ZM164 213V214H163ZM47 214V215H46ZM91 214V215H90ZM93 214H96V215H93ZM106 214V215H105ZM110 214V215H109ZM168 214V215H167ZM7 215V216H6ZM45 217H44V216ZM57 215H60L59 217L57 216ZM80 215V216H79ZM114 215V216H113ZM232 215V216H231ZM17 216H19V217H17ZM44 217V219L42 218V217ZM49 216V217H48ZM52 216V217H51ZM62 216L64 217V218H62ZM67 216V217H66ZM84 218H83V217ZM107 216V217H106ZM109 216V217H108ZM239 216V217H238ZM4 217V218H3ZM6 217V218H5ZM12 217V218H11ZM34 217V219H32ZM37 217H38V219H39V217H40V219L38 220L37 219ZM47 217V218H46ZM53 217H54V219L56 220H54L53 219ZM71 217V218H70ZM75 217V218H74ZM88 217V218H87ZM91 217V218H90ZM111 217V218H110ZM29 218H30V220L33 222L34 220V224L32 223H29L28 221H26L25 222V219L27 220H29ZM65 218L67 219V220H65ZM86 220L85 221V223H84V220ZM89 218L91 219V221L89 222ZM172 218H173V220H172ZM177 218V219H176ZM46 219L49 221H46ZM77 219V220H76ZM105 219V220H104ZM176 219V220H175ZM222 219V220H221ZM225 219V220H224ZM7 220V221H6ZM10 220V221H9ZM38 220V221H37ZM52 220H54V221H52ZM58 220V221H57ZM62 222H61V221ZM72 220V221H71ZM88 220V221H87ZM95 222H94V221ZM26 223H24V222ZM81 221V222H80ZM83 221V222H82ZM100 221H101V223H100ZM162 221V222H161ZM179 221V222H178ZM4 222V223H3ZM18 222H19V224H18ZM28 222V223H27ZM53 222V223H52ZM58 222V223H57ZM68 222V223H67ZM77 222V223H76ZM113 222V223H112ZM121 222H123V223H121ZM177 224H176V223ZM45 223V224H44ZM70 223V224H69ZM76 223V224H75ZM98 223V224H97ZM164 223V224H163ZM47 224V225H46ZM51 224V225H50ZM86 224V225H85ZM119 224V225H118ZM125 224V225H124ZM175 224H176V226H175ZM31 225V226H30ZM66 225H68V226H66ZM101 225V226H100ZM159 225V226H158ZM160 225H162L163 227H161ZM174 225V227H175V229H172V226ZM25 226V227H24ZM33 226H35L34 227V229L32 228ZM70 226V227H69ZM95 226H96V228H95ZM119 226V227H118ZM126 226V227H125ZM28 227V228H27ZM77 227V228H76ZM103 227V228H102ZM115 227V228H114ZM31 228V229H30ZM36 228H38V229H36ZM61 228V229H60ZM97 228H100V229H97ZM110 228V229H109ZM123 230H122V229ZM161 228H162V230H161ZM28 229H29V231H28ZM67 229V230H66ZM74 229H76V230H74ZM103 229V230H102ZM113 229H114V231H113ZM123 231H121V230ZM99 230V231H98ZM111 230H112V232H111ZM174 230V231H173ZM191 231L190 233H189V231ZM9 231H10V233H9ZM89 231V232H88ZM97 231V232H96ZM108 231H110L109 233H108ZM121 231V232H120ZM125 231V232H124ZM175 231L177 232L176 234H174L175 233ZM3 232V233H2ZM14 232V233H13ZM20 232H22V233H20ZM37 234H36V233ZM58 232V233H57ZM62 232H65V233H62ZM72 232V233H71ZM93 232H96V233H98V232H100V233H98V234H96V233H93ZM107 232V233H106ZM168 232V233H167ZM2 233V234H1ZM7 233V234H6ZM16 233H18L19 234V236H18V234H16ZM25 233V234H24ZM43 235H42V234ZM49 235H48V234ZM52 233V234H51ZM62 233V234H61ZM70 233V234H69ZM80 233V234H79ZM82 233V234H81ZM112 233V234H111ZM189 233V234H188ZM4 234V235H3ZM10 234H12V235H10ZM30 234V235H29ZM73 234V235H72ZM110 234V235H109ZM171 234H173V235H171ZM186 234H188L189 236L191 235L192 237L193 236H197V231H196V229H194V228H192V227H187V230H186ZM26 235H27V238H26ZM36 235V236H35ZM52 235V236H51ZM78 235V236H77ZM83 235H86L85 237L83 236ZM98 235V236H97ZM160 235V236H159ZM3 236V237H2ZM21 236H23V237H21ZM35 236V237H34ZM43 236V237H42ZM48 236H50V237H48ZM64 236V237H63ZM91 236V237H90ZM156 238H155V237ZM166 236V237H165ZM9 237V238H8ZM15 237H17V238H15ZM31 237H32V239H31ZM41 239V240H39V238ZM47 237V238H46ZM94 237V238H93ZM159 237V238H158ZM160 237L162 238V239H160ZM12 238V239H11ZM26 238V239H25ZM37 238V239H36ZM81 238V239H80ZM83 238V239H82ZM93 238V239H92ZM124 238V237H123ZM13 240V241H11V240ZM30 239V240H29ZM5 240H7L6 242H5ZM36 240V241H35ZM38 240V241H37ZM75 240H77V241H75ZM81 240V241H80ZM19 241V242H18ZM28 243H26V242ZM29 241V242H28ZM40 241V242H39ZM59 241V242H58ZM83 241V242H82ZM21 242V243H20ZM24 242V243H23ZM37 242V243H36ZM82 242V243H81ZM92 242V243H91ZM6 243V244H5ZM12 243V244H11ZM36 243V244H35ZM40 243V244H39ZM84 243V244H83ZM8 244V245H7ZM14 244V245H13ZM27 244V245H26ZM57 244V245H56ZM92 244V245H91ZM33 245V246H32ZM59 245H60V247H59ZM95 245H97V249H94V250H92L93 248H96V246ZM2 246V247H1ZM8 246V247H7ZM27 246V247H26ZM45 246V247H44ZM47 246V247H46ZM54 246V247H53ZM56 246V247H55ZM82 246V247H81ZM7 247V248H6ZM30 247V248H29ZM49 247V248H48ZM51 247H52V249H51ZM89 247V248H88ZM92 247V248H91ZM2 248H4V249H2ZM19 248V249H18ZM56 248V249H55ZM58 248H60L59 249V251H58ZM254 248V247H253ZM253 248H252V250H251V252L252 253H258L257 251L255 252V249H254V251H253ZM9 251H8V250ZM11 249V250H10ZM28 249V250H27ZM44 249V250H43ZM83 249V250H82ZM20 250H22V251H20ZM79 250V251H78ZM91 250V251H90ZM28 253H27V252ZM45 251V252H44ZM55 251V252H54ZM82 251H84V252H82ZM90 251V252H89ZM2 252V253H1ZM39 252V253H38ZM78 252H81L82 254H80V253H78ZM10 253V254H9ZM23 253H24V255H23ZM45 253V255H43ZM210 254H207V255H205L206 257H208V258H218L217 256H215V257H212V256H214V254L213 255H211L212 254V252H209ZM8 255L7 257H6V255ZM28 254V255H27ZM31 254V255H30ZM41 254V255H40ZM56 254V255H55ZM20 255V256H19ZM23 255V256H22ZM50 255V256H49ZM55 257H54V256ZM75 255V256H74ZM88 257H87V256ZM90 255V256H89ZM211 255V256H210ZM17 256V258H14V257H16ZM23 257V260H22V257ZM27 256V257H26ZM72 256H73V259H72ZM82 256V257H81ZM210 256V257H209ZM220 256H223L222 254L220 255ZM21 257V258H20ZM42 257V258H41ZM52 257V258H51ZM85 257H86V259H85ZM90 257V258H89ZM5 258V259H4ZM7 258V259H6ZM11 258V259H10ZM25 258H26V260H25ZM28 258V259H27ZM210 258V259H211ZM222 258H224L225 259V257H222ZM2 259V260H1ZM13 259H14V261H13ZM16 259V260H15ZM39 259V260H38ZM45 259V260H44ZM83 259H85V260H83ZM219 261H217V262H214L213 264H218L219 262H221L222 261V259L219 257ZM224 259H223V261H224ZM8 260V261H7ZM21 260V261H20ZM41 260H43V261H41ZM46 260H48V261H46ZM52 260H53V262H52ZM79 260V261H78ZM82 260V261H81ZM13 261V262H12ZM19 263H18V262ZM33 261V262H32ZM35 261V262H34ZM41 261V262H40ZM46 261V262H45ZM126 261V262H125ZM125 261H123V263L125 262L126 264H130V262H129V260H127V259H125ZM227 261V260H226ZM221 262V263H219V264H228L229 262ZM15 262V263H14ZM21 262V263H20ZM32 262V263H31ZM37 262V263H36ZM57 262V263H56ZM75 262V263H74ZM84 262V263H85ZM122 263V264H123ZM208 263V262H207ZM193 264H195V263H193ZM210 264V263H209ZM212 264V263H211ZM236 264V263H235ZM239 264V263H238Z\"/></svg>",
	"mask_w": 264,
	"mask_h": 264
},
{
	"label": "bare ground",
	"instance_id": "bare-ground-1",
	"mask_svg": "<svg viewBox=\"0 0 264 264\" xmlns=\"http://www.w3.org/2000/svg\"><path fill=\"white\" fill-rule=\"evenodd\" d=\"M83 3V2H82ZM116 3V2H115ZM134 3V2H133ZM133 3H131V4H133ZM77 4V3H76ZM87 5V4H86ZM114 5V9H116V11H117V16L116 15H114V10L111 8V10H113L112 12H113V15H112V17L110 16V17H107V20L105 19V18H103V16L101 17V15L103 14H101L100 16L98 15V16H96L95 14L94 15H91V20L90 21H88V19H87V21L88 22H85V23H89V22H92V28H90V29H92V32H88V33H91L90 35H91V37H89L90 39L88 40L87 39V37L85 38V39H87V41L86 42H83V41H85L84 40V37H83V41H82V39L80 40H76L75 41V37H78V36H74V37H72L71 38V41H69L70 39L68 38L70 35H71V33H70V35H68V37H67V39H68V41L67 42H65V44H64V41H66V39L65 40H62V39H60L61 40V42H58V41H60L59 39H57L58 41H53V39H52V41H49V42H45L44 40H46V38L44 39V40H41V41H39V40H36V41H39V47H35V49H34V47H33V50H31L29 53H31V54H29V53H24V54H21V52H17V55H18V57L19 56H23V57H26L25 59H28V58H30L31 57V55L32 54H34V53H36V52H40V54L39 53H37L38 55H41L42 54V56L43 57H45V58H43L42 56H40L43 60H46V61H43V62H48V65L49 64H51V63H53V64H55L56 62H54L55 60H57V59H59V61H58V63L59 62H61L60 61V59H63L64 57H67L68 55H70V54H73V53H75V54H80V55H82V54H84L83 52H87V51H91L92 49H98V50H101L100 51V53H102V56L104 55L105 57H107L106 55H108V53H109V47H111V45H113V44H109L110 46L108 47L107 45V43H109L111 40H109V37L110 36H112L113 34H115V33H117V32H119V33H122L123 34V32L125 31V30H123V28L124 27H127V26H129V25H131L129 28H132V26L134 27V28H132L133 30H134V32H135V34H141L142 35V37H144V40L145 41H143V42H145V43H134V44H129V45H127V46H123V50H122V53L120 54V55H116V57H113L112 58V62H110L109 64L107 63V64H105V66L103 67L102 66V68H92L93 69V73H95V76L93 77V74H92V77H90V78H92L91 80H90V78H89V80L91 81V85L93 84L94 86H97L96 84H98V83H100L101 81H102V76L103 75H105L106 74V72H108V73H110V74H112L116 79H118L117 81L118 82H120L119 84H121V88L122 89H124L125 90V94L128 96V98L127 99H129L128 101H126V102H128L127 103V105L125 106L124 105V108H123V112L121 111L120 113L119 112H117V113H114V112H116L117 110L119 111V109H121L120 107H119V109H115L116 111H114V112H112V109H110V111L109 110H105V109H107V108H105L104 107V104H100L99 102H97L98 100L95 98V100H93L92 99V102H91V104H89V103H87V104H89L91 107H87V108H89V110H90V108H91V112H89V114L91 113V121H88L89 120V118L87 119L86 117V120L84 119L83 121H79L78 122V120L76 121L75 120V122H72V123H67V124H65V122H69L68 120L66 121L65 120V122L64 123H61V126L59 127L62 131H65V132H63V133H66V130L68 129L69 130V135L68 136H70V137H72V138H75L74 140H76L77 139V141H79V142H81V144L83 143L85 146H88L89 148H90V145L91 144H93L94 143V145H96L97 143H100L104 138H106L104 135H98V134H100V131H99V133L97 134V132H98V130L96 131V129H99V130H101V127H103V129L106 127L107 128V126H110V128H111V126L113 127V129H114V127L116 126V124H118V125H124V128L125 127H129V126H133V128H134V130H133V128L132 129H130L131 131L129 132V133H126L125 134V130L124 131H122V132H120V131H117V133L115 132L114 134H113V136L114 137H117L118 135H119V132L121 133L120 134V136L119 137H121V138H128V139H126V140H128L127 141V144H129L130 142L131 143H136L137 145H138V143L140 144V143H147V144H150L151 145V147L155 150V154L157 155V157H158V159L159 158H164L165 156H167L170 152H172V150L174 149V148H176V147H178V145H180V144H182L181 143V136H183L182 134H183V130H184V128H186L185 130H184V132L188 129L186 126H188L189 124L191 125V124H193V123H195V122H197L198 124H199V122H203L204 123V117H206L205 115V111H206V113L208 112L209 113V111H211V110H209V111H207L208 110V106H210V107H212V105H217L218 104V102H220L219 101V99L217 98V97H219L218 95H220V94H222L223 95V92H224V89H223V92L222 93H220V94H218V95H214V93H217V92H212L211 91V85H210V82L209 83H207V81H206V79H205V77L206 76H208V74H210V75H212L210 72H211V65H208V64H204V61H206V58L208 57V56H211V55H213V53H215L216 51H217V48H216V45H217V43H214L213 41H215V40H213L212 42H208V41H206V40H204V39H202V37L200 38V39H198L199 41L197 42L198 44L196 45L197 46V48L196 49H194L193 51L195 52H192L193 54H190L191 53V51H189L190 53V56L188 57V56H186V58L188 57V62L185 60V63L187 62L188 64H190V67H191V72H189V71H184L185 69L184 68H186L185 66L183 67V69H182V66H181V69L178 67V64L177 65H175L174 63H172V64H167L166 63V65L164 64H162V65H160V66H158L157 65V61H159L160 59H159V49L161 48V46H162V44H164L165 43V45H166V43H175V42H177L178 41V39H179V36H181V35H179V33H181V31H182V29H184L185 27H184V23L185 22H189V21H192V20H197V19H199L200 20V22H201V18H206L205 20H207V18L209 19V17H211L212 15H214L215 13L217 14V13H224L225 14V12L227 11V10H229V9H235V8H237V9H239L240 11L241 10H243L245 13H253V14H255V12L256 11H259L260 12V14L261 13H263L264 14V0H153V1H148V0H138V4H136V5H134V6H132V5H130V4H128V2L127 3H123V2H120V3H117V4H113ZM113 7V6H112ZM84 8V7H83ZM89 8H91V7H89ZM108 8V7H107ZM88 9V8H87ZM86 9V10H87ZM76 10V9H75ZM78 10V9H77ZM76 10V11H77ZM84 10V9H83ZM89 10V9H88ZM104 10H107V9H104ZM104 10H103V12H104ZM110 10V11H111ZM239 10H238V12H239ZM75 11V12H76ZM80 11V10H79ZM92 11V10H91ZM94 11V10H93ZM110 11H108L107 13L109 14V12ZM242 11V12H243ZM90 12V11H89ZM111 12V13H112ZM235 12V11H234ZM237 12V15L239 14ZM259 12H257V13H259ZM69 13V12H68ZM72 13V12H71ZM233 13V12H232ZM244 13V14H245ZM251 13V14H252ZM40 14V13H39ZM48 14V13H47ZM61 14V13H60ZM63 14V13H62ZM74 14V13H73ZM72 14V15H73ZM77 14V13H76ZM227 14V13H226ZM235 14V17H236V13H234ZM233 14V15H234ZM12 14H10V16H11ZM31 15V14H30ZM40 15H42V14H40ZM78 15H80V14H78ZM84 15H85V13H84ZM109 15H111V14H109ZM228 15V14H227ZM241 15V14H240ZM243 15V14H242ZM9 16V15H8ZM52 16V15H51ZM55 15H53V17H54ZM76 16V15H75ZM82 16V15H81ZM81 16H79V18L81 17ZM105 16V15H104ZM215 16V15H214ZM226 16V15H225ZM229 16V15H228ZM23 17V16H22ZM25 17V16H24ZM23 17V18H24ZM27 17V16H26ZM29 17V16H28ZM34 17V16H33ZM62 17H67V16H61V18ZM77 17V16H76ZM224 17V16H223ZM227 17V16H226ZM234 17V16H233ZM243 17H244V15H243ZM255 17H256V15H255ZM263 17H264V15H263ZM20 18H21V16H20ZM19 18V19H20ZM49 18V17H48ZM57 18V17H56ZM60 18V17H59ZM72 18V17H71ZM229 18V17H228ZM236 18H238V17H236ZM235 18V19H236ZM260 18V17H259ZM3 19H5V18H3ZM16 19V18H15ZM81 19L83 20V18H80V21H81ZM211 19H213V18H211ZM227 19V18H226ZM225 19V17H224V20H226ZM243 19V20H242ZM241 20L243 21V23H242V21L241 20H239V21H241V23H239V25H241V26H243L245 23H247L248 22V16H247V18H242ZM249 19H251V15H250V17H249ZM252 19H253V17H252ZM251 19V20H252ZM255 19V18H254ZM257 19V18H256ZM255 19V20H256ZM6 20V19H5ZM9 20V19H8ZM21 20H22V18H21ZM29 20V19H28ZM59 20V19H58ZM67 19L65 18V21H66ZM73 20V19H72ZM75 20H78V19H75ZM85 20V19H84ZM198 20V21H199ZM214 20H216L215 18H214ZM220 20V19H219ZM223 20V19H222ZM221 20V21H222ZM223 20V21H224ZM228 20V19H227ZM226 20V22H228V21H230V20H228L227 21ZM233 20V19H232ZM259 20V19H258ZM257 20V21H258ZM1 21V20H0ZM19 21V20H18ZM86 21V20H85ZM96 21H97V23L100 21V23H99V25H96V26H94L93 24H95L96 23ZM208 21V20H207ZM211 21V20H210ZM218 21V20H217ZM216 21V22H217ZM236 20H233L232 22L234 23ZM4 22V21H3ZM21 22V21H20ZM61 23H62V21H60ZM77 23H80L79 21H76ZM82 22V21H81ZM225 22V21H224ZM231 22V21H230ZM231 22V23H232ZM249 22H251V21H249ZM248 22V23H249ZM260 22V21H259ZM5 23H7L6 21H5ZM4 23V24H5ZM15 23H17V22H15ZM55 23V22H54ZM60 23V24H61ZM68 23V22H67ZM74 23V22H73ZM85 26L87 25V24H85L84 22H82ZM96 23V24H97ZM209 23V22H208ZM219 23V22H218ZM221 23H223V22H221ZM232 23V24H233ZM252 24H253V21L251 22ZM11 24V23H10ZM51 24V23H50ZM71 24V23H70ZM69 24V25H70ZM199 24V23H198ZM217 23H215V25H216ZM228 24H229V22H228ZM227 24V25H228ZM235 24H237L236 22H235ZM61 25H63V24H61ZM66 25H68V24H66ZM72 25V24H71ZM89 26L91 25V23L90 24H88ZM185 25H187L186 23H185ZM195 26H196V24H194ZM211 24H209V26H210ZM222 25V24H221ZM224 25V24H223ZM225 25H226V23H225ZM249 26H250V23L248 24ZM258 25V24H257ZM9 26V25H8ZM73 26H75V25H72V27ZM77 26V25H76ZM89 26H88V28H89ZM98 26V27H97ZM188 26V25H187ZM190 27H193L192 25H189ZM199 26H200V24H199ZM212 26H213V24H212ZM231 26V24L228 26V28ZM232 26H234V25H232ZM245 27H244V29L246 28V25H244ZM262 26V25H261ZM261 26H259V27H261ZM1 27V26H0ZM58 27V26H57ZM68 27V26H67ZM203 27V26H202ZM211 27V26H210ZM213 27H215V26H213ZM226 27V26H225ZM235 27V26H234ZM263 27V26H262ZM4 28V27H3ZM8 28V27H7ZM6 28V29H7ZM43 28H44V25H43ZM63 28H64V25H63ZM128 28V29H129ZM195 28V27H194ZM203 28H205V27H203ZM217 28H220V27H217ZM227 28V29H228ZM242 27H240V29H241ZM251 28H252V26H251ZM15 29V28H14ZM36 29V28H35ZM66 29V28H65ZM69 29H72V28H70L69 27ZM78 29V28H77ZM81 29V28H80ZM86 29V28H85ZM124 29H126L127 30V28H124ZM131 29V30H132ZM201 29V28H200ZM209 29V28H208ZM213 29H216V28H213ZM220 29H222V27L220 28ZM253 29V28H252ZM2 30V29H1ZM9 30V29H8ZM38 30V29H37ZM40 30V29H39ZM54 30V29H53ZM84 30V29H83ZM121 30H123L122 32H120ZM148 30L150 31V30H154V33L157 35V40L155 41V42H152V41H154V40H149L147 37V35L146 34H148L149 32H148ZM190 30V29H189ZM204 30V29H203ZM210 30V29H209ZM211 30H212V28H211ZM226 30V29H225ZM235 30H236V28H235ZM246 30V29H245ZM247 30H248V28H247ZM3 31V30H2ZM12 31V30H11ZM43 31H47V30H43ZM65 31H69V30H65ZM72 31V30H71ZM75 31V30H74ZM77 31V30H76ZM76 31H75V33L74 34H76ZM80 31H82V30H80ZM148 33H147V32ZM206 31H207V29H206ZM231 31V30H230ZM241 32L243 31V30H240ZM249 31V30H248ZM248 31H246V33H249ZM253 31V30H252ZM258 31V30H257ZM256 31V32H257ZM260 31H262V30H259V32ZM5 32H7V31H5ZM4 32V33H5ZM15 33H16V31H14ZM33 32V31H32ZM39 32H41V31H39ZM50 32V31H49ZM53 32V31H52ZM51 32V33H52ZM55 32V31H54ZM62 32V31H61ZM126 32V31H125ZM151 32V31H150ZM200 32V31H199ZM203 32V31H202ZM226 31H223V30H219L218 31V33H216L215 34V36L218 34V38L219 37H223V36H220V35H224V34H226L225 33ZM232 32V31H231ZM233 32H236V31H233ZM240 32V33H241ZM244 33H245V31H243ZM242 32V33H243ZM251 32V31H250ZM255 32V33H256ZM262 32H264V28H263V31ZM260 33V35L258 36L259 37V39H261L262 38V40H261V45L263 46L264 45V33ZM14 33V34H15ZM29 33V32H28ZM34 33V32H33ZM32 33V34H33ZM43 33V32H42ZM41 33V34H42ZM57 33V32H56ZM65 33V32H64ZM72 33V34H73ZM77 33H79V32H77ZM84 33H85V31H84ZM204 33V32H203ZM206 33V32H205ZM213 33V32H212ZM230 33V32H229ZM237 33H239V30H238V32ZM11 34V33H10ZM31 34V35H32ZM36 34V33H35ZM34 34V35H35ZM50 34V33H49ZM54 34V33H53ZM59 34H60V32H59ZM82 34V36H84L83 35V33H81ZM81 34H79V35H81ZM202 34V33H201ZM208 34H211V33H208ZM257 34V33H256ZM255 34V35H256ZM30 35V36H31ZM56 35V34H55ZM66 35V34H65ZM64 35V36H65ZM78 35V34H77ZM120 35V34H119ZM139 35H137V36H139ZM140 35V36H141ZM151 35V34H150ZM203 35H205V34H203ZM214 35V34H213ZM232 35V34H231ZM235 35V34H234ZM242 35V34H241ZM247 35H250V33L249 34H247ZM258 35V34H257ZM256 35V36H257ZM36 36H37V34L34 36L35 38H36ZM39 36H41V35H39ZM72 36V35H71ZM88 36H89V34H88ZM139 36V37H140ZM147 36V37H146ZM153 36H154V34H153ZM198 36H200V35H198ZM202 36V35H201ZM228 36H230V34L228 35V34H226V37H228ZM237 36H238V34H237ZM237 36H234V38L235 37H237ZM244 36V35H243ZM242 36V37H243ZM256 36H255V38H256ZM14 37H16V36H14ZM20 37V36H19ZM18 37V35H17V38H19ZM41 37H43V36H41ZM66 37V36H65ZM64 37V38H65ZM242 37H237V38H241L240 39V41H239V43L240 42H243V41H241L243 38ZM252 37V36H251ZM12 38V37H11ZM24 38V37H23ZM26 38V37H25ZM27 38H29V37H27ZM34 38V39H35ZM74 38V39H73ZM81 38V37H80ZM106 38H108V39H106ZM112 38V41H113V36L112 37H110V39ZM182 38V37H181ZM208 38V37H207ZM211 38V37H210ZM210 38H208V39H210ZM216 39V37H213L212 39ZM229 38V37H228ZM250 39V37H245L244 38V41L246 40V39ZM13 39V38H12ZM40 39V38H39ZM49 39V38H48ZM121 40L122 39H124V38H120ZM119 39V40H120ZM183 39V38H182ZM197 39V38H196ZM206 39V38H205ZM207 39V40H208ZM211 39V40H212ZM221 39V38H220ZM227 39V38H226ZM247 40V42L248 41H250V40ZM258 39V40H259ZM7 40H9V39H7ZM11 40V39H10ZM33 40V39H32ZM105 40H106V42L107 43H105V44H103L104 42H105ZM224 40V39H223ZM222 40V41H223ZM251 40H253V39H251ZM17 41V40H16ZM47 41V40H46ZM109 41V42H108ZM183 41V40H182ZM221 41V42H222ZM238 41V40H237ZM263 41V42H262ZM123 42V41H122ZM137 42V41H136ZM195 42H196V40H195ZM195 42L193 41V43L195 44ZM215 42H217V41H215ZM227 42V41H226ZM234 42V41H233ZM251 42V41H250ZM19 43V42H18ZM26 43V42H25ZM28 43H29V40H28ZM111 43V42H110ZM179 43V42H178ZM182 43V42H181ZM192 43V44H193ZM228 43H230V42H228ZM227 43V44H228ZM238 43V45H240ZM249 43V42H248ZM254 43V42H253ZM258 43V42H257ZM14 44V43H13ZM38 44V43H37ZM107 44V45H106ZM123 44H126V43H123ZM216 44V45H215ZM222 44V43H221ZM234 44V43H233ZM232 44V45H233ZM254 44H256V43H254ZM29 45V44H28ZM32 45H33V43H32ZM35 45V44H34ZM60 45V46H59ZM61 45H62V47H61ZM104 45H106L105 47H104ZM235 45V44H234ZM260 45V44H259ZM13 46V45H12ZM15 46V45H14ZM20 46V45H19ZM116 46V45H115ZM223 46V45H222ZM225 46H226V44H225ZM257 46V45H256ZM26 47V46H25ZM193 47H195V46H193ZM218 47H219V45H218ZM224 47V46H223ZM231 47V46H230ZM236 47H239V46H236ZM258 47V46H257ZM264 47V46H263ZM31 48V47H30ZM99 48H103V50L102 49H99ZM163 48V47H162ZM229 48V47H228ZM241 48H243V47H241ZM260 48V47H259ZM17 49V48H16ZM19 49V48H18ZM17 49V50H18ZM24 49V48H23ZM28 49V48H27ZM111 49H112V47H111ZM110 49V51H112ZM191 49H192V46H191ZM230 50H231V48H229ZM235 49V48H234ZM245 49V48H244ZM262 49V48H261ZM21 50V49H20ZM222 50H224V49H222ZM230 50L228 51V52H230ZM11 51H12V49H11ZM19 51V50H18ZM21 51H23V50H21ZM162 51V50H161ZM225 51H226V49H225ZM236 52H234L233 51V53H230L229 55L231 56L230 58H229V60H228V63L230 64V66L231 67H229L227 64H226V66H228L229 67V69H227V71H226V73L228 72V74H229V77H231V79H232V81L233 82H235L236 83V85L237 86H239L241 89H243L242 91H245V93H246V95L245 96H242L243 95V93L244 92H242V93H240L241 95L240 96H242V98L244 99V101H245V99L246 98H249V100L250 99H252L253 98V100L255 99L254 97H255V94H259L260 93V91H259V93H255V91H254V93H252V92H249V90L251 89V87H249L250 89L248 90L247 89V87H246V85L247 86H249V85H251V84H249V82H248V80L246 79V78H242L243 76H250V79H254V77H255V82L257 83V81L261 78V80H264L263 78H264V61L262 60V61H260V60H257V59H255V60H248L247 59V57L246 56H244V55H241V54H238V52H237V49L235 50ZM13 52V51H12ZM99 52V51H98ZM231 52H232V50H231ZM241 52V51H240ZM239 52V53H240ZM243 52V51H242ZM246 52V51H245ZM261 52H262V50H261ZM11 53V52H10ZM15 53V52H14ZM82 53V54H81ZM99 53V54H100ZM188 53V52H187ZM217 53H219V52H217ZM223 53V52H222ZM225 53V52H224ZM223 53V54H224ZM260 53V52H259ZM36 54V55H37ZM94 54V53H93ZM92 54V55H93ZM117 54V53H116ZM226 54V53H225ZM9 55V54H8ZM15 55H16V53H15ZM14 55V56H15ZM16 55V56H17ZM90 55V54H89ZM112 56H113V54H111ZM185 55V54H184ZM218 55V54H217ZM259 55V54H258ZM3 56V55H2ZM11 56H13V54H11ZM15 56V57H16ZM100 56H101V54H100ZM102 57V58H105V57ZM109 56H110V54H109ZM115 56V55H114ZM223 56H226V55H223ZM222 56V57H223ZM255 56V55H254ZM261 56V55H260ZM28 57V58H27ZM72 57V56H71ZM219 57H221V55H219ZM221 57V58H222ZM17 58V57H16ZM68 58V57H67ZM93 58V57H92ZM108 58V57H107ZM167 58V57H166ZM168 58H169V56H168ZM167 58V59H168ZM213 58H215L216 59V56L215 57H213ZM254 58V57H253ZM263 58V57H262ZM22 59V58H21ZM65 59V58H64ZM73 59V58H72ZM71 59V60H72ZM106 59V58H105ZM108 59H110V58H108ZM108 59L106 60V61H108ZM157 59H159V60H157ZM164 59V58H163ZM183 59V58H182ZM212 59V58H211ZM218 59V58H217ZM220 59V58H219ZM224 59V58H223ZM39 60V59H38ZM67 60H70V58L69 59H67ZM75 60H77V59H75ZM86 60H88L87 58H86ZM90 60V59H89ZM88 60V61H89ZM100 60V59H99ZM102 60V59H101ZM100 60V61H101ZM171 60V59H170ZM173 60V59H172ZM209 60V59H208ZM9 61V58L7 59V57L5 58V57H0V64L1 65H4L5 64V66H6V64L8 65V62ZM21 61H23V60H21ZM27 61V60H26ZM32 61V60H31ZM79 61V60H78ZM85 61V60H84ZM163 61V60H162ZM175 61V60H174ZM183 61V60H182ZM215 61H217V60H215ZM214 61V62H215ZM225 61V60H224ZM13 62H15V60L13 61ZM35 62V61H34ZM41 62V61H40ZM63 63L62 64H68V62L66 61V59L65 60H63L62 61ZM72 62V61H71ZM74 62V61H73ZM104 62V61H103ZM103 62H101L102 64H103ZM109 62V61H108ZM176 62V61H175ZM207 62V61H206ZM218 62H221L222 63V61H218ZM16 63H17V61H16ZM20 63V62H19ZM25 63V62H24ZM74 63H76V61L74 62ZM73 63V64H74ZM90 63V62H89ZM92 63V62H91ZM96 63V62H95ZM98 63H100V62H98ZM106 63V62H105ZM187 63H186V65H187ZM210 63V62H209ZM212 63V62H211ZM216 63V62H215ZM220 63V64H221ZM227 63V62H226ZM32 64H33V62H32ZM42 64V63H41ZM46 64V63H45ZM78 64V63H77ZM94 64V63H93ZM182 64V63H181ZM12 65V64H11ZM40 65V64H39ZM44 65V64H43ZM61 65V64H60ZM69 65V64H68ZM72 65V64H71ZM70 65V66H71ZM75 65V64H74ZM97 65V64H96ZM101 65V64H100ZM225 65V64H224ZM9 66V65H8ZM18 66V65H17ZM26 66V65H25ZM28 66V65H27ZM26 66V67H27ZM36 66V65H35ZM51 66V65H50ZM70 66H68V67H70ZM73 66V65H72ZM79 66H82V64L81 65H79ZM88 66V65H87ZM218 66L220 67V65L218 64ZM221 66L223 67V65L221 64ZM226 66H225V68H226ZM21 67V66H20ZM41 67V66H40ZM44 67V66H43ZM42 67V68H43ZM53 67V66H52ZM63 67V65L61 66V68ZM82 67H84V66H82ZM85 67H86V65H85ZM84 67V68H85ZM93 67H95V66H93ZM187 67H188V65H187ZM189 67V68H190ZM214 67L215 66H213V68H212V71H215L214 70ZM218 67V68H219ZM221 67V68H222ZM5 68V67H4ZM10 68H12V66L10 67ZM17 68V67H16ZM23 68H25V67H23ZM55 68V67H54ZM57 68V67H56ZM64 68V67H63ZM91 68V67H90ZM3 69V67L1 68V70ZM15 69V68H14ZM13 69V70H14ZM18 69V68H17ZM30 69H31V67H30ZM45 69V68H44ZM58 69V68H57ZM60 69V68H59ZM74 69H77L76 67L74 68L73 67V69L72 70H74ZM88 69V68H87ZM86 69V70H87ZM187 69V68H186ZM220 69V68H219ZM12 70V69H11ZM12 70V71H13ZM25 70H26V68H25ZM47 70H49V69H47ZM62 70V73H63V69H61ZM60 70V71H61ZM65 70V69H64ZM68 70V69H67ZM72 70H69V71H71L72 72ZM86 70L85 69H83L82 70V73H85L86 72ZM216 70H218V69H216ZM4 71H5V69H4ZM8 71V70H7ZM10 71V70H9ZM21 71H22V69H21ZM20 71V72H21ZM29 71V69L26 71V72H28ZM43 71V70H42ZM50 71H52V69L50 70ZM49 71V72H50ZM56 71V70H55ZM68 71V72H69ZM76 71V74L75 75H73L74 77L76 76V77H79L78 76V74H79V71L77 72V70H75ZM103 71V72H102ZM104 71H105V74H103L104 73ZM158 71H161L162 73H165L166 75L165 76H169V78H170V76H174L175 77V79H173V81H174V83H173V81H172V83L170 82V84H167V85H162V84H160L159 83V81L157 80L158 78H156V76H157V73H158ZM225 71V70H224ZM11 72V71H10ZM9 72V73H10ZM14 72V71H13ZM16 72H17V70H16ZM45 72H46V70H45ZM48 72V71H47ZM46 72V74H49V73H47ZM65 72V71H64ZM71 72H70V75H71ZM102 72V76H100V73ZM217 72V71H216ZM24 72H22L21 74L20 73H13L12 74V77H13V79L14 80H16V82H22L25 78H24V74H23ZM51 73V72H50ZM87 74H88V72H86ZM108 73L106 74V75H108ZM26 74V73H25ZM58 74V73H57ZM65 74H67V73H65ZM86 74V75H87ZM214 74H216V73H214ZM222 74H223V72H222ZM227 74V75H228ZM28 75V74H27ZM55 75V74H54ZM60 75V74H59ZM59 75H55V76H52V77H54V82H56L57 83V85H59L60 87H63L62 89H64V88H66L67 86H74V81L72 82V79H71V81H69L70 79V76L68 75V76H66L65 75V77H66V79H65V77L63 76L62 77V75L61 76H59ZM161 75V74H160ZM220 75V74H219ZM224 75V74H223ZM226 75V74H225ZM226 75V76H227ZM6 76V75H5ZM9 76V75H8ZM43 76H44V74H43ZM84 76V75H83ZM90 76V75H89ZM109 76V75H108ZM107 76V77H108ZM225 76V77H226ZM26 77V76H25ZM33 78L32 76H29V78ZM35 77V76H34ZM37 77V76H36ZM42 76H40L39 77V79L41 78ZM67 77H68V80H67ZM74 77H73V79H74ZM75 77V78H76ZM112 76H110V77H108V79L109 78H111ZM113 77V78H114ZM195 77H199L200 78V80H201V78L203 79H205V81L204 80H199V78H198V80L200 81V82H198L199 84H198V87L196 86V87H194V86H192L191 85V83H190V80H192L193 78H195ZM209 77V76H208ZM207 77V78H208ZM9 78V77H8ZM43 78V77H42ZM41 78V79H42ZM45 78V77H44ZM80 78V77H79ZM84 78V77H83ZM83 78H81V79H83ZM88 78V77H87ZM211 78V77H210ZM221 78V77H220ZM227 78V77H226ZM249 78V77H248ZM3 79V78H2ZM2 79H0V81L2 80ZM38 78H36L35 80H37ZM115 79V80H116ZM228 79V78H227ZM249 79V80H250ZM35 80H34V82H35ZM77 80V79H76ZM80 80V79H79ZM111 80H113V79H111ZM114 80V81H115ZM214 80V79H213ZM218 80V79H217ZM220 80V79H219ZM226 80V79H225ZM230 80V79H229ZM261 80H259L258 82H260ZM3 81H4V79H3ZM12 81V80H11ZM24 81H30V80H24ZM24 81H23V83H24ZM47 81V80H46ZM51 81V80H50ZM78 81V80H77ZM77 81H75V82H77ZM116 81V83L118 84V82ZM221 81H223V80H221ZM229 82V83H231V85H232V83L233 82ZM252 82H253V80H251ZM5 82V81H4ZM7 82V81H6ZM32 82V81H31ZM38 82V81H37ZM87 82H89V81H87ZM195 82V81H194ZM197 82V81H196ZM219 82V81H218ZM224 82H226V81H224ZM10 83V82H9ZM29 83V82H28ZM47 83V82H46ZM55 83V84H56ZM81 83V82H80ZM84 83V82H83ZM104 83V82H103ZM111 83V82H110ZM213 83V82H212ZM217 82H215V84H216ZM227 83V82H226ZM254 83V82H253ZM263 83V82H262ZM0 84H1V82H0ZM4 84V83H3ZM36 84V83H35ZM43 84V83H42ZM53 84V83H52ZM78 84V83H77ZM100 84H102V83H100ZM214 84V83H213ZM223 84H225V83H223ZM7 85V84H6ZM36 85H38V84H36ZM51 85V84H50ZM79 85H81V84H79ZM78 85V86H79ZM83 85V84H82ZM104 85V84H103ZM115 85V84H114ZM236 85H233V86H235V87H237ZM4 86V85H3ZM3 86H2V88H3ZM43 86V85H42ZM45 86V85H44ZM59 86H58V88H59ZM89 86V85H88ZM99 86V85H98ZM106 86H107V84H106ZM110 86V85H109ZM113 86V85H112ZM120 86V85H119ZM217 86V85H216ZM220 86V85H219ZM232 86V87H233ZM35 87L36 86H32V84H26L25 86L22 84V85H16V84H12V85H7V86H5V91L7 90V91H10V92H13V93H6L4 96L5 97H7V99L6 100H8V97L9 96H11L12 98H18V100L19 99H22L23 97L24 98H28L29 99V97L31 96V95H34L35 93H34V90H35ZM38 87V86H37ZM81 87V86H80ZM83 87H85V86H83ZM105 87V86H104ZM224 88V86L222 85L221 86V88ZM228 87V86H227ZM234 87V88H235ZM258 87V86H257ZM261 87H264V86H261ZM1 87H0V89H2ZM45 87H43V89H44ZM48 88H49V86H48ZM51 88V87H50ZM56 88V87H55ZM68 88V87H67ZM71 88V87H70ZM74 88H75V86H74ZM76 88L77 89H79V87H77L76 86ZM75 88V89H76ZM99 88V87H98ZM117 88H118V86H117ZM116 86H115V91H116ZM120 88V89H121ZM213 88V87H212ZM217 88V87H216ZM253 88L255 89L256 87H254L253 86ZM39 89H41V87L39 88ZM39 89H37L36 88V90H39ZM42 89V90H43ZM113 89V88H112ZM119 89V88H118ZM117 89V90H118ZM121 89V90H122ZM215 89V86H214V88H213V90ZM233 89V88H232ZM263 89V88H262ZM262 89H260V90H262ZM47 90V89H46ZM53 90V89H52ZM52 90L50 91V92H52ZM57 90V89H56ZM66 90V89H65ZM80 91H81V88L79 89ZM79 90H78V92H79ZM86 90V89H85ZM88 90V89H87ZM86 90V91H87ZM90 90V89H89ZM88 90V91H89ZM95 90V89H94ZM103 90V89H102ZM109 90V89H108ZM120 90V91H121ZM123 90V91H124ZM217 90V89H216ZM227 90V89H226ZM230 90V89H229ZM259 90V88H257V90L256 91H258ZM264 90V89H263ZM261 91L262 93H264V91ZM71 91V90H70ZM76 91V90H75ZM85 91V92H86ZM98 91V90H97ZM119 91V90H118ZM117 91V92H118ZM119 91V92H120ZM123 91H121V92H123ZM218 91V90H217ZM231 91H233V90H231ZM237 91V90H236ZM239 91V90H238ZM238 91L236 92V93H238ZM251 91V90H250ZM1 92V91H0ZM47 92V91H46ZM60 92H61V89H60ZM73 92V91H72ZM78 92H74L75 94H77ZM84 92V94H86ZM101 92V91H100ZM109 92V91H108ZM117 92H116V95H117ZM221 92V91H220ZM228 92V91H227ZM234 92V91H233ZM240 92H241V90H240ZM39 93V92H38ZM54 93H55V91H54ZM59 93V92H58ZM81 93V92H80ZM79 93V94H80ZM229 93H232V92H230L229 91ZM235 93V92H234ZM234 93H233V95L232 94H228V93H226L225 94V92H224V94L226 95V98H227V100H225L227 103H230V104H232V105H235L234 104V101H235V99H238L239 98V93L237 94V96H238V98H237V96H236V98H235V96H234ZM235 93V94H236ZM244 93V94H245ZM40 94V93H39ZM48 94H51V93H48ZM82 94H83V92H82ZM80 95V96H83V95ZM91 94V93H90ZM98 94H99V92H98ZM113 94V93H112ZM228 94V95H227ZM56 95V94H55ZM62 95V94H61ZM67 95V94H66ZM70 95V94H69ZM126 95H124V96H126ZM222 95H220V96H222ZM260 95H261V93H260ZM28 96V97H27ZM35 96V95H34ZM50 96V95H49ZM62 96H64V95H62ZM61 96V98L63 99V97ZM77 96H78V94H77ZM95 96H96V94H95ZM101 96V95H100ZM262 96H263V94H262ZM3 97V96H2ZM33 97V96H32ZM32 97H30V98H32ZM36 97H37V95H36ZM45 97V96H44ZM57 97V96H56ZM60 97V96H59ZM67 97H68V95H67ZM67 97H66V99H67ZM86 97V96H85ZM120 97H122V96H120ZM119 97V98H120ZM225 97V96H224ZM245 97V98H244ZM257 97H259V95H257ZM256 97V98H257ZM261 97V96H260ZM264 97V96H263ZM49 98V97H48ZM75 98H76V96H75ZM83 98V97H82ZM101 98V97H100ZM104 98V97H103ZM220 98V97H219ZM222 98H223V96H222ZM65 99V98H64ZM69 99V98H68ZM71 99V98H70ZM122 99V98H121ZM124 99V98H123ZM126 99V100H127ZM221 99V98H220ZM241 99V98H240ZM242 99V100H243ZM0 100H1V97H0ZM5 100V99H4ZM10 100V99H9ZM27 100V99H26ZM33 100H34V98H33ZM39 100V99H38ZM37 100V101H38ZM45 100V99H44ZM48 100V99H47ZM60 100V99H59ZM73 100V99H72ZM90 100V99H89ZM102 101H103V99H101ZM241 100V101H242ZM248 100V99H247ZM246 100V101H247ZM253 100H251V101H253ZM264 100V99H263ZM3 101V100H2ZM21 101H23V100H21ZM29 101V100H28ZM81 101H83V100H81ZM80 101V102H81ZM99 101H100V99H99ZM113 101V100H112ZM238 101V100H237ZM255 101V100H254ZM257 101V100H256ZM255 101V102H256ZM260 101H261V98H260ZM14 102V101H13ZM27 102V101H26ZM31 102V101H30ZM34 102V101H33ZM40 102V101H39ZM69 102V101H68ZM74 102V101H73ZM80 102H79V104L77 105V106H75V108L76 107H78V106H80V107H78V109L80 108V111L78 112V113H76L75 112V115H72V116H70V117H76L77 115H81V116H83V117H80V118H84V116L86 115L85 114V112L83 111V110H81V109H83L84 108V110H85V107H86V105L83 107V105H84V103H83V105H80ZM89 102V101H88ZM101 102V101H100ZM104 102V101H103ZM106 102V101H105ZM104 102V103H105ZM111 102V101H110ZM240 102V101H239ZM250 102V101H249ZM248 102V103H249ZM254 102V103H255ZM3 103V102H2ZM5 104H6V101L4 102ZM15 103V102H14ZM13 103V104H14ZM17 103V102H16ZM22 103V102H21ZM41 103V102H40ZM40 103H37V104H40ZM42 103H43V101H42ZM41 103V104H42ZM62 103H64V102H62ZM71 103V102H70ZM75 103V102H74ZM82 103V102H81ZM102 103V102H101ZM107 103V102H106ZM105 103V104H106ZM123 103V102H122ZM222 102H220L219 103V105L221 104ZM225 104V102H224V104L225 105H228L229 107H232V105L230 106V104ZM237 103V102H236ZM242 103V102H241ZM246 103V102H245ZM247 103V104H248ZM253 103V102H252ZM260 103V102H259ZM1 104V103H0ZM8 104V103H7ZM10 104V103H9ZM9 104L7 105V106H9ZM18 104H20L19 102H18ZM23 104V103H22ZM21 104V105H22ZM68 104V103H67ZM73 104V103H72ZM85 104H86V101H85ZM111 104V103H110ZM118 104H120V103H118ZM124 104H126V103H124ZM262 104V103H261ZM33 105V104H32ZM58 105V104H57ZM64 105V104H63ZM69 105V104H68ZM109 105V103L108 104H106V106H108ZM112 105V104H111ZM114 105V104H113ZM240 105V104H239ZM59 106H60V104H59ZM65 107H67V105H64ZM71 106V105H70ZM81 106H82V108H81ZM118 106V105H117ZM228 106H227V108H228ZM237 106V105H236ZM240 106H243L242 104L240 105ZM248 105H246V107H247ZM1 107V106H0ZM108 107H110V106H108ZM115 107V106H114ZM220 107V106H219ZM224 107V106H223ZM238 107V106H237ZM246 107H245V110H247V111H249V109L247 108L246 109ZM252 107H255V106H252ZM251 107V108H252ZM260 107V106H259ZM264 107V106H263ZM262 107V110L264 109ZM4 108V107H3ZM3 108H0V110L1 109H3ZM6 108V107H5ZM42 108V107H41ZM52 108H54V107H52ZM63 110H64V108L63 107H61ZM68 108V107H67ZM70 108V107H69ZM73 108V105L71 106V108H70V110ZM101 108H102V110H101ZM103 108H105V109H103ZM215 108V107H214ZM217 108V107H216ZM215 108V109H216ZM233 108V107H232ZM235 108V107H234ZM240 108V107H239ZM238 108V109H239ZM51 109V108H50ZM207 109V110H206ZM210 109V108H209ZM257 109H259L258 108V106H257ZM40 110V109H39ZM46 110V109H45ZM57 110V109H56ZM63 110H61L62 111V113H63ZM66 110V109H65ZM72 110H74V111H76V109H72ZM219 110V109H218ZM225 112L223 113V111H222V109L221 110H219V111H221V112H219V111H217V112H219L220 114H217V119H218V122H219V119L220 118H226L225 120H229L230 118L229 117H232V113L231 112H233V110L230 112V111H228L226 108H225ZM261 110V109H260ZM7 111V110H6ZM48 111V110H47ZM51 111V110H50ZM60 111V112H61ZM66 111H68V110H66ZM73 111V112H74ZM86 111V110H85ZM99 111H100V113H99ZM234 111H236V109L234 110ZM2 112H4V111H2ZM25 112V111H24ZM46 112V111H45ZM55 112V111H54ZM57 112H58V110H57ZM70 112V111H69ZM68 112V113H69ZM88 111H86V113H87ZM214 112V111H213ZM239 112H242V111H239ZM245 112V111H244ZM259 112V111H258ZM257 112V113H258ZM261 112V111H260ZM263 112H264V110H263ZM262 112V114L261 115H263L264 113ZM6 113V112H5ZM27 113V112H26ZM26 113H24V114H26ZM33 113V112H32ZM36 114H37V112H35ZM47 113V112H46ZM249 113V112H248ZM39 114V113H38ZM37 114V115H38ZM52 114V113H51ZM56 114V113H55ZM64 114H66V113H64ZM63 114V115H64ZM71 114V113H70ZM77 114V115H76ZM210 114H212V113H210ZM233 114H235V113H233ZM250 114V113H249ZM4 116H5V114H3ZM8 115V114H7ZM33 115V114H32ZM48 115V114H47ZM46 115V116H47ZM57 115H58V113H57ZM60 115V114H59ZM88 115V114H87ZM236 116H237V114H235ZM240 115V114H239ZM244 115V114H243ZM258 115V114H257ZM257 115H255V116H257ZM261 115L259 114L258 116L259 117H261ZM1 116V115H0ZM3 116V117H4ZM10 116V115H9ZM12 116V115H11ZM11 116H10V118H11ZM20 116H21V114H20ZM19 115H18V117H20ZM24 116V115H23ZM41 116V115H40ZM52 116V115H51ZM62 116V115H61ZM101 116H102V118L103 117H108V119L111 121H113L114 123H112V122H109V123H106L104 120H106V119H104L103 118V121L101 120ZM208 116V115H207ZM210 116V115H209ZM213 116V115H212ZM236 116H235V118H236ZM254 116V115H253ZM255 116H254V118H255ZM6 117V116H5ZM15 117V116H14ZM25 117V116H24ZM23 117V118H24ZM30 117V116H29ZM32 117V116H31ZM36 117H38V116H36ZM45 117V116H44ZM47 117H49V116H47ZM60 116H58V118H59ZM74 117V118H75ZM234 117V116H233ZM232 117V118H233ZM249 117H250V115H249ZM248 117V118H249ZM259 117H258V119H259ZM263 117H264V115H263ZM23 118H17L16 120H14V121H8V122H6V120L5 121H1L0 123H1V125L2 124H4V122H5V124L7 123L9 126L11 125L12 127H13V129H15V131L16 130H18V132H21V133H36L37 134V132H35V131H37L41 126H42V124L44 123L45 124V122H41V123H38V122H36L35 123V120H34V122L31 120V118H29L30 120H28V118H27V120H25V119H23ZM61 118H64L63 116L61 117ZM66 118H69V117H67L66 116ZM66 118H64V119H66ZM77 118V117H76ZM75 118V119H76ZM213 118V117H212ZM235 118H233V119H235ZM12 119H13V117H12ZM33 119V118H32ZM38 119V118H37ZM40 119V118H39ZM42 119V118H41ZM48 119H51V118H48ZM79 119V118H78ZM209 119H211V117H209ZM216 119V118H215ZM241 119V118H240ZM245 119H246V117H245ZM256 119V118H255ZM262 119H264V118H262ZM3 120V119H2ZM63 120V119H62ZM61 120V121H62ZM81 120V119H80ZM220 120H223V119H220ZM225 120H223V121H225ZM237 119H235V121H236ZM251 120V119H250ZM253 120V119H252ZM251 120V121H252ZM260 120V123H261V119H259ZM38 121H40V120H38ZM43 121V120H42ZM44 121H45V119H44ZM47 121V120H46ZM54 121V120H53ZM73 121H74V119H73ZM213 121V120H212ZM211 121V122H212ZM231 121H232V119H231ZM229 122L228 123V121L226 122V124H224L225 122H223V124L225 125V129L226 130H228L230 133H232V131L233 130H235L236 129V131H241V134H242V132H254L255 133V131L257 130L258 131V128H257V124H256V126H254L252 123H248L249 125H250V129H249V126H245L244 124H247V123H244L243 125L242 124H240L241 123V121L240 122H238V121H236V122H238L239 123V125H236V124H231L232 122ZM245 121H247V120H245ZM250 121V122H251ZM263 121V120H262ZM3 122V123H2ZM50 122H52V121H50ZM205 122H206V120H205ZM209 122V121H208ZM217 122V121H216ZM222 122V121H221ZM221 122H220V124H221ZM259 122V121H258ZM203 123H201V124H203ZM207 123V122H206ZM213 123V122H212ZM243 123V122H242ZM57 124V123H56ZM69 124V125H68ZM207 124H209V123H207ZM223 124H221V125H223ZM262 124V123H261ZM261 124H260V126H261ZM264 124V123H263ZM0 125V126H1ZM55 125V123L53 124V126ZM189 125V126H190ZM200 125V124H199ZM210 125V124H209ZM208 125V126H209ZM216 125V124H215ZM224 125L221 127V129L224 127ZM188 126V127H189ZM198 126V125H197ZM203 126H205V123H204V125ZM207 126V125H206ZM212 126V128L214 129V127H213V125H211ZM211 126L208 128V129H204V128H202V126H200L199 128H200V131L202 130V132H199V131H196V132H194V133H197V132H199L198 133V136H197V134H191V136H196V138L199 140V142H200V137L201 138H203V140H205V141H207V142H210V144L211 143H217V144H219L218 142L220 141V138H221V135H219L217 132V134L215 133V132H212L213 131V129L211 130L210 128H211ZM217 126L219 127V125H218V123H217ZM259 126V127H260ZM47 127V126H46ZM57 127V126H56ZM123 127V126H122ZM192 127V129H194L193 128V126H191ZM262 127H264L263 125H262ZM10 128V127H9ZM45 128V126L43 127V129ZM58 128V129H59ZM91 128V129H90ZM117 128H119V127H117ZM116 128V129H117ZM124 128H122V130L124 129ZM217 128V127H216ZM103 129L101 130V131H103ZM121 129V128H120ZM126 129V128H125ZM127 129H129V128H127ZM5 130V129H4ZM47 130V129H46ZM86 130H87V133H88V130H90L89 132H91L90 134L88 133H84V132H86ZM94 130L96 131V134H93L92 132H94ZM104 130H106V129H104ZM107 130H109L108 128H107ZM112 130V129H111ZM110 130V131H111ZM189 130V129H188ZM187 130V131H188ZM211 130V131H210ZM222 130H224V129H222ZM2 131V130H1ZM62 131H61V133H62ZM192 131V130H191ZM260 131V130H259ZM258 131V132H259ZM3 132H5V131H3ZM38 132H39V130H38ZM56 132V131H55ZM57 132H58V130H57ZM108 132V131H107ZM123 132H124V134L127 136V137H125V136H121L122 134H123ZM228 132V133H229ZM238 132L236 133V134H238ZM262 132H263V130H262ZM15 133V132H14ZM60 133V134H61ZM62 133V134H63ZM109 133V132H108ZM193 133V132H192ZM225 133V132H224ZM227 133V132H226ZM240 133V132H239ZM261 133V132H260ZM259 133V136L261 135ZM7 134V133H6ZM11 134H12V132H11ZM16 135H17V133H15ZM19 134V133H18ZM186 133H184V135H185ZM189 134V133H188ZM241 134H240V136H241ZM244 134L245 133H243V138L245 139V137H244ZM263 134V133H262ZM26 135V134H25ZM32 135H34V134H31L30 136H32ZM38 135V134H37ZM187 135V134H186ZM230 135V134H229ZM228 135V136H229ZM232 135V134H231ZM239 135V134H238ZM238 135H237V137H238ZM248 135V134H247ZM251 135H253V134H250L249 136L251 137ZM264 135V134H263ZM62 136V135H61ZM66 136V135H65ZM64 136V137H65ZM190 136V135H189ZM200 136V137H199ZM223 136V135H222ZM225 136H226V134H225ZM234 136V135H233ZM246 136V135H245ZM257 136V135H256ZM34 137V136H33ZM107 137H109V136H107ZM119 137H117V138H119ZM184 137V136H183ZM186 137H188V136H186ZM185 137V138H186ZM199 137V138H198ZM262 137V136H261ZM71 138V140H73ZM110 138V137H109ZM120 138V140H123V141H125L124 140V138L123 139H121ZM185 138H183V139H185ZM223 138V137H222ZM221 138V139H222ZM226 138H227V136H226ZM240 138H242V137H240ZM248 138V136H246V139ZM258 138V137H257ZM263 138V137H262ZM188 139V138H187ZM190 139V138H189ZM194 139H195V137H194ZM231 139H233L232 137H231ZM235 139V138H234ZM233 139V140H234ZM249 139V138H248ZM256 139V138H255ZM255 139L252 137V138H250V142L249 143H251V144H253V145H251V144H247V141H245L244 143L245 144H247L248 146H246L245 144V148H248V150L246 149V151L245 152H247V151H249L251 148H252V146H254L255 147V145H254V143H255ZM67 140V139H66ZM70 140V139H69ZM116 140V139H115ZM119 140V139H118ZM117 140V141H118ZM193 140V139H192ZM191 140V141H192ZM202 140V139H201ZM224 140V139H223ZM227 140V139H226ZM238 140H240V139H238ZM242 140V139H241ZM259 140V139H258ZM263 140H264V138H263ZM77 141H75L76 143H78ZM104 141V140H103ZM105 141H107L106 139H105ZM104 141V142H105ZM187 141H189V140H187ZM261 141V140H260ZM74 142V143H75ZM103 142V143H104ZM115 141L113 140V144H115L114 143ZM120 141H118V143H119ZM204 142V141H203ZM202 142V143H203ZM207 142H206V144H207ZM224 142V141H223ZM237 142V141H236ZM10 143V142H9ZM110 143V142H109ZM120 143H123V142H120ZM119 143V145H121ZM125 143H126V141H125ZM144 143V144H145ZM191 143H193V142H191ZM201 143V144H202ZM243 143V142H242ZM256 143H257V141H256ZM4 144V143H3ZM8 144V143H7ZM36 144H38V143H36ZM65 144V143H64ZM69 144V143H68ZM68 144H67V146H68ZM102 144V143H101ZM147 144H146V146H147ZM189 144V143H188ZM194 144H196V142L194 143ZM193 144V145H194ZM204 144H205V142H204ZM205 144V145H206ZM222 144V143H221ZM229 144V143H228ZM235 144V143H234ZM11 144H9V146H10ZM15 145V144H14ZM30 145V144H29ZM84 145H81V146H84ZM99 145V144H98ZM118 144H117V146H119ZM123 145H125L124 143H123ZM213 145V144H212ZM216 145V144H215ZM222 145H224V144H222ZM230 145V144H229ZM242 145V144H241ZM251 145V146H250ZM257 145V144H256ZM6 146V147H5ZM4 147H1L0 148V157L2 158H8V157H14V156H17V154H16V151L14 152V151H12V149H10V148H8V146L7 145H5ZM31 146V145H30ZM33 146H34V144H33ZM32 146V147H33ZM37 146H39V145H37ZM66 146V145H65ZM71 146V145H70ZM78 146V145H77ZM116 146V145H115ZM116 146V147H117ZM142 146V145H141ZM197 146V145H196ZM209 146V145H208ZM214 146V145H213ZM218 146V145H217ZM234 146V145H233ZM243 146V145H242ZM250 146V147H249ZM12 147V146H11ZM31 147V148H32ZM79 147V146H78ZM112 147V146H111ZM115 147V148H116ZM120 147V146H119ZM186 147V146H185ZM244 147H242V150L244 151L245 149H244ZM260 147V146H259ZM16 148V147H15ZM14 148V149H15ZM30 148V147H29ZM47 148V147H46ZM60 148V147H59ZM64 148H67V147H64ZM71 148V147H70ZM73 148H75L74 146H73ZM102 148V147H101ZM110 148V147H109ZM121 148V147H120ZM119 148V149H120ZM150 148V147H149ZM215 148V147H214ZM223 148V147H222ZM232 148H235V147H232ZM240 148H241V146H240ZM250 148V149H249ZM61 149V148H60ZM68 150H69V147L67 148ZM95 149V148H94ZM103 149V148H102ZM107 149V148H106ZM125 149V148H124ZM145 148H143V150H144ZM147 149V148H146ZM187 149V148H186ZM200 149V148H199ZM206 149V148H205ZM225 149V148H224ZM228 149V148H227ZM257 147H255V148H253V149H251V151L252 152H249V153H251L252 155L254 154L255 155V157H256V159L254 160L255 161V166L257 165L258 166V168H262V167H260L261 166V163L263 164L264 162H261L262 160H264V152H261V153H258L257 152ZM23 150V149H22ZM27 149H25V151H26ZM35 150V149H34ZM42 150V149H41ZM65 150V149H64ZM63 150V151H64ZM68 150H66V151H68ZM71 150V149H70ZM74 150V149H73ZM73 150H72V152H73ZM77 150H78V148H77ZM82 150V149H81ZM92 150V149H91ZM104 150V149H103ZM189 150V149H188ZM220 150V149H219ZM222 150V149H221ZM264 150V149H263ZM18 151V150H17ZM30 151V150H29ZM54 151V150H53ZM65 151V152H66ZM84 151V150H83ZM99 151V150H98ZM114 151H116V149L114 150ZM117 151H118V149H117ZM123 151V150H122ZM149 151V150H148ZM191 151V150H190ZM203 151H206V150H203ZM223 151V150H222ZM222 151H221V153H222ZM227 151V150H226ZM230 151V150H229ZM242 151V152H243ZM21 152H23V151H21ZM34 151L32 150V152H30V153H32V154H34L33 153ZM37 152V151H36ZM87 152V151H86ZM101 152H103V151H101ZM108 152V151H107ZM124 152V151H123ZM144 152V151H143ZM208 152V151H207ZM210 152V151H209ZM219 152V151H218ZM244 152V153H245ZM28 153V152H27ZM26 153V154H27ZM38 153H40V152H38ZM56 153V152H55ZM54 153V154H55ZM67 153V152H66ZM76 153V152H75ZM105 153V152H104ZM115 153V152H114ZM117 153V152H116ZM115 153V154H116ZM152 153V152H151ZM173 153V152H172ZM196 153V152H195ZM217 153V152H216ZM221 153H220V155H221ZM243 153V154H244ZM258 153V154H257ZM47 154H49V153H47ZM53 154V155H54ZM57 154V153H56ZM61 154V153H60ZM83 154V153H82ZM88 154H89V151H88ZM87 154V155H88ZM103 154V153H102ZM125 154V153H124ZM225 154V153H224ZM226 154H228V153H226ZM237 154V153H236ZM242 154V155H243ZM247 154H248V152H247ZM34 155H36V154H34ZM44 155V154H43ZM46 155V154H45ZM51 155H52V153H51ZM63 155V154H62ZM66 155V154H65ZM68 155V154H67ZM74 155H76V154H74ZM85 155V154H84ZM86 155V156H87ZM95 155H96V153H95ZM177 155V154H176ZM210 155V154H209ZM213 155V154H212ZM219 155V156H220ZM21 155H19V157H20ZM29 156V155H28ZM39 156V155H38ZM59 156V155H58ZM68 156H70V155H68ZM67 156V157H68ZM78 156V155H77ZM85 156V157H86ZM172 156V155H171ZM205 156V155H204ZM214 156V155H213ZM227 156V155H226ZM230 156V155H229ZM244 156H245V154H244ZM251 155H249V157H250ZM25 157V156H24ZM30 157V156H29ZM34 157V156H33ZM79 157V156H78ZM81 157V156H80ZM99 157V156H98ZM143 157V156H142ZM202 157V156H201ZM201 157H198V158H201ZM222 157V156H221ZM221 157H219L220 159H221ZM232 157H234V154H233V156ZM231 157V158H232ZM236 157V156H235ZM252 157H254V156H252ZM2 158V159H3ZM61 158V157H60ZM69 158H71V157H69ZM75 158V157H74ZM103 158V157H102ZM108 158V157H107ZM149 158V157H148ZM169 158V157H168ZM189 158H190V156H189ZM208 158V157H207ZM9 159V158H8ZM32 159V158H31ZM39 159V158H38ZM67 159V158H66ZM77 159V158H76ZM84 159V158H83ZM83 159H82V161H83ZM134 159V158H133ZM132 159V160H133ZM153 159V158H152ZM157 158L154 160H148V161H146V162H140V163H138L139 165V170L137 171L138 173H139V176H141V177H143V178H146V179H148L149 181H153V182H155V184L158 186V187H160V189H161V191L163 192V193H165V195H168V196H170L169 198V200H167L168 201V203H167V206L169 207V216H167V219L165 218V215H162L161 217H162V220L164 221V220H166V224H167V226H169L168 228H171V225H172V223H171V216L172 217H178V220H180V223H181V225L182 226H180L179 228H178V230H176L177 232H178V237H168V238H166L165 239V241L163 242V241H159L158 242V240H156V239H154L153 238V235H154V233L156 232V227H155V225L156 224H158V223H156V222H158V220L160 219V214L159 213H157V211L156 212H153V211H150V210H147V211H145V209H143L144 210V212H131V213H126V214H124L123 212V214H121V215H118V216H114V217H110L111 219H112V221H115L116 223L120 220V221H126L127 220V227L125 228V230H126V232H125V235L124 234H119V233H111L112 235H110V236H100L101 234H99V236L98 237H95L96 239H95V242H96V244H98V248H99V250H98V252H96L94 249H97V245H95L96 246V248H93L92 250H94L95 252H93V255L91 256V263L90 264H122L123 263V261H125V259H127V260H129V262H130V264H193V263H195V264H213L214 262H217V261H219L220 259H219V257L222 259V261L221 262H225L226 260V262H229L228 264H264V185H261L260 184V187H258V192H257V194L256 193H253V192H250V191H248V189L250 190V188H248V186H246L248 189L246 190L245 188V190H242L241 189V185L243 184H240L241 182H239V179H236V180H234L230 185H228L227 184V181L226 180H221V179H219L220 177L219 176H215V179H207V177H205V176H203V177H199V176H197V172H195V173H193L192 174V172H186L185 173V175L184 176H180L178 173H177V169L175 168V166L174 165H172V164H170V163H166V162H164V160L163 159H161V160H158ZM188 159V158H187ZM203 159H205V157L203 158ZM209 159V158H208ZM211 159V158H210ZM223 159V158H222ZM227 159V158H226ZM225 159V160H226ZM17 160V159H16ZM15 160V161H16ZM55 160V159H54ZM87 160H88V158H87ZM86 160V161H87ZM90 161H91V159H89ZM88 160V161H89ZM139 160V159H138ZM142 160V159H141ZM147 160V159H146ZM167 160V159H166ZM188 160H190V159H188ZM240 161H241V159H239ZM238 160V161H239ZM246 160V159H245ZM249 160H251V159H249ZM8 161V160H7ZM10 161H12V160H10ZM14 161V160H13ZM24 161V160H23ZM50 161H52V160H50ZM66 161H68V160H66ZM74 161V160H73ZM77 161V160H76ZM143 161V160H142ZM174 161V160H173ZM179 161V160H178ZM185 161V160H184ZM208 161V160H207ZM231 161H232V159H231ZM244 161V160H243ZM247 161V160H246ZM1 162V161H0ZM6 162V161H5ZM49 162V161H48ZM79 162V161H78ZM177 162V161H176ZM189 162V161H188ZM194 162H196L197 163V161L195 160ZM194 162H193V164H194ZM202 162V161H201ZM201 162H200V164H201ZM215 162V161H214ZM223 162V161H222ZM221 162V163H222ZM232 162H234V161H232ZM3 163H4V161H3ZM59 163V162H58ZM66 163V162H65ZM90 163V162H89ZM185 163V162H184ZM195 163V164H196ZM209 163H211V161L209 162ZM220 163V164H221ZM235 163V162H234ZM6 164V163H5ZM67 164H69V161H68V163ZM78 164V163H77ZM132 164V163H131ZM182 164H183V162H182ZM217 164H219V163H217ZM227 164V163H226ZM252 164V163H251ZM4 165V164H3ZM58 165V164H57ZM94 165V164H93ZM188 165H189V163H188ZM188 165H187V167H188ZM225 165V164H224ZM237 165V164H236ZM247 165H248V163H247ZM7 166V165H6ZM54 166V165H53ZM61 166H62V164H61ZM65 166H67V165H65ZM65 166H64V168H65ZM84 166V165H83ZM195 166V165H194ZM199 166V165H198ZM198 166H196V167H198ZM209 166V165H208ZM214 167H216L215 165H213ZM222 166V165H221ZM229 166V165H228ZM231 166V165H230ZM234 166V165H233ZM251 166V165H250ZM8 167V166H7ZM79 167V166H78ZM77 167V168H78ZM86 167V166H85ZM178 167V166H177ZM200 167V166H199ZM11 168V167H10ZM53 168V167H52ZM70 168H72V167H69V169ZM100 168V167H99ZM179 168V167H178ZM195 168V167H194ZM240 168V167H239ZM250 168H253V167H250ZM5 169H6V167H5ZM4 169V170H5ZM14 169V168H13ZM16 170H17V168H15ZM87 169V168H86ZM86 169H85V171H86ZM134 169V168H133ZM188 169V168H187ZM203 169V168H202ZM208 171H210V172H213V171H215V170H213L212 169V167L210 168V167H207L206 168ZM213 171H212V170ZM218 169V168H217ZM248 169V168H247ZM8 170V169H7ZM19 170V169H18ZM67 170V169H66ZM71 170V169H70ZM69 170V171H70ZM72 170H75V169H72ZM77 170V169H76ZM99 170V169H98ZM135 170V169H134ZM133 170V171H134ZM191 170V169H190ZM194 170V169H193ZM193 170H191V171H193ZM197 169H195V171H196ZM241 170H243V169H241ZM254 170V169H253ZM3 171V170H2ZM11 171H12V169H11ZM83 171V170H82ZM249 171H251V170H249ZM248 171V172H249ZM255 171V170H254ZM260 170H258V172H259ZM10 172V171H9ZM71 172V171H70ZM86 172H88V171H86ZM96 172V171H95ZM200 172H202V171H200ZM220 172V171H219ZM231 172V171H230ZM229 172V173H230ZM233 172V171H232ZM240 172V171H239ZM239 172H238V174H239ZM243 172V171H242ZM262 172H264L263 170H262ZM14 173V172H13ZM80 172H79V170L77 171V172H75V174H79ZM83 173H84V171H83ZM215 173H216V171H215ZM250 173H252V172H250ZM18 174V173H17ZM73 174V173H72ZM74 174V175H75ZM206 174V173H205ZM217 174V173H216ZM235 173H233V174H230V176L232 175H234ZM236 174H237V172H236ZM246 174V173H245ZM257 174V173H256ZM255 174V175H256ZM263 174V173H262ZM64 175V174H63ZM100 175V174H99ZM220 175V174H219ZM112 176V175H111ZM221 176V175H220ZM223 176V175H222ZM230 176H228V177H230ZM247 176V175H246ZM245 176V177H246ZM8 177V176H7ZM6 177V178H7ZM14 177V176H13ZM12 177V178H13ZM33 177V176H32ZM32 177H31V179H32ZM71 177V176H70ZM244 177V178H245ZM253 177V176H252ZM263 177V176H262ZM73 178V177H72ZM81 178H82V176H81ZM89 178V177H88ZM109 178V177H108ZM137 178V177H136ZM140 178V177H139ZM237 178H239V177H237ZM248 178V177H247ZM256 178V177H255ZM257 178H259V177H257ZM15 179H16V177H15ZM29 179V178H28ZM27 179V180H28ZM224 179H225V176H224ZM242 179V178H241ZM240 179V180H241ZM250 179V178H249ZM262 179V178H261ZM261 179H259L260 181H261ZM264 179V178H263ZM12 180V179H11ZM17 180V179H16ZM30 180V179H29ZM33 180H34V178H33ZM32 180V181H33ZM63 180V179H62ZM81 180V179H80ZM95 180V179H94ZM93 180V181H94ZM109 180V179H108ZM254 180V179H253ZM258 180V179H257ZM13 181H14V178H13ZM20 181H22V178H21V180ZM19 181V182H20ZM70 181V180H69ZM72 181V180H71ZM85 181H87V180H85ZM103 181H104V179H103ZM102 181V182H103ZM106 181V180H105ZM138 181V180H137ZM140 181H141V179H140ZM28 182H30V181H28ZM34 182V181H33ZM36 182H37V180H36ZM40 182V181H39ZM38 182V183H39ZM101 182V183H102ZM264 182V181H263ZM1 183V182H0ZM14 183V182H13ZM17 183H18V181H17ZM25 183V182H24ZM46 183V182H45ZM50 183V182H49ZM70 183V182H69ZM98 183L100 184V182L98 181ZM150 183V182H149ZM225 185H228V188H227V190L225 191L224 190V188H223V185L224 184ZM249 183V182H248ZM253 183V182H252ZM7 184V183H6ZM12 184V183H11ZM16 184V183H15ZM14 184V185H15ZM19 184V183H18ZM31 184V183H30ZM48 184V183H47ZM79 184V183H78ZM104 184V183H103ZM247 184V183H246ZM256 184V183H255ZM13 185V186H14ZM42 185H44V184H42ZM55 185V184H54ZM70 185V184H69ZM98 185V184H97ZM116 185H118V184H116ZM130 185V184H129ZM129 185H127V186H129ZM133 185V184H132ZM142 185V184H141ZM151 185V184H150ZM250 185V184H249ZM258 185V184H257ZM12 186V187H13ZM25 186H27V183H26V185ZM29 186H32V185H29ZM34 186V185H33ZM32 186V187H33ZM47 186H49V185H47ZM119 186V185H118ZM134 186V185H133ZM139 186V185H138ZM244 186V185H243ZM4 187V186H3ZM3 187H1L2 189H3ZM53 187V186H52ZM64 187H65V185H64ZM70 187V186H69ZM85 187V186H84ZM126 187V186H125ZM253 187H255L254 185H253ZM0 188V189H1ZM5 188V187H4ZM26 188V187H25ZM31 188V187H30ZM29 188V189H30ZM42 188V187H41ZM50 188V187H49ZM99 188V187H98ZM117 188V187H116ZM135 188V187H134ZM145 188V187H144ZM146 188H147V186H146ZM151 188H152V186H151ZM154 188V187H153ZM152 188V189H153ZM252 188V187H251ZM28 189V188H27ZM37 189V188H36ZM35 189V190H36ZM38 189H40V188H38ZM48 189V188H47ZM64 189V188H63ZM67 189H68V187H67ZM70 189V188H69ZM68 189V190H69ZM73 189V188H72ZM71 189V190H72ZM88 189V188H87ZM86 189V190H87ZM130 189V188H129ZM253 189V188H252ZM255 189V188H254ZM3 190H5V189H3ZM23 190V189H22ZM41 190H43V189H41ZM45 190V189H44ZM123 190V189H122ZM125 190V189H124ZM157 190V189H156ZM8 191V190H7ZM28 191V190H27ZM30 191V190H29ZM31 191H33L32 189H31ZM48 191V190H47ZM73 191V190H72ZM22 192V191H21ZM34 192L35 191H33V194H34ZM40 192V191H39ZM38 192V193H39ZM42 193H44L45 194V192L44 191H41ZM40 192V193H41ZM74 192V191H73ZM118 192H119V190H118ZM143 192V191H142ZM151 192H152V190H151ZM157 192V191H156ZM19 193H20V190H19ZM48 193V192H47ZM75 193V192H74ZM78 193V192H77ZM80 193V192H79ZM87 193H88V191H87ZM121 193H122V191H121ZM150 193V192H149ZM161 193V192H160ZM23 194V193H22ZM27 194V193H26ZM32 194V193H31ZM64 194V193H63ZM89 194H92V193H89ZM128 194V193H127ZM156 194V193H155ZM202 194L204 195V194H206L205 195V197L203 198L202 197ZM47 195V194H46ZM49 195V194H48ZM80 195V194H79ZM147 195V194H146ZM149 195V194H148ZM152 195V194H151ZM154 195V194H153ZM160 195V194H159ZM164 195V196H165ZM200 195V196H199ZM225 196V199L227 200V202H228V206L229 207H226V208H233V209H236V210H240V211H244V212H246L247 211V214H246V216L245 217H243L242 216V218L241 219H239V220H236V219H232V218H229V216L228 215H226V213L225 214H223V215H225L224 216V218L226 219V221H227V226H224V227H222L218 222H217V219L218 218H220L219 216H221V211L219 210V209H216V207L215 208H213V209H211V207H210V209L211 210H209V211H207V212H203V211H197V210H195L194 208H195V206H197V205H202L204 202H206V204L208 203H213V202H217V200H219L220 198H222V197H224ZM31 196V195H30ZM39 196V195H38ZM72 196V195H71ZM78 196V195H77ZM85 196V195H84ZM119 196V195H118ZM122 196V195H121ZM126 196H128V195H126ZM115 197V196H114ZM120 197V196H119ZM198 197V198H197ZM199 197H202V199H200ZM24 198V197H23ZM26 198V197H25ZM24 198V199H25ZM44 198V197H43ZM56 198V197H55ZM91 198V197H90ZM127 198V197H126ZM131 198H133V197H131ZM21 199V198H20ZM31 199V198H30ZM40 199V198H39ZM47 199V198H46ZM51 199V198H50ZM79 199V198H78ZM77 199V200H78ZM153 199V198H152ZM161 199V198H160ZM162 199H163V197H162ZM224 199V200H225ZM32 200V199H31ZM54 200V199H53ZM83 200H85V199H83ZM133 200V199H132ZM156 200V199H155ZM166 200V199H165ZM223 200V201H224ZM35 201V200H34ZM47 201H49V200H47ZM60 201V200H59ZM58 200H57V202H59ZM115 201V200H114ZM118 201V200H117ZM154 201V200H153ZM38 202H40L41 204H42V202L41 201H38ZM50 202V201H49ZM78 202V201H77ZM80 202V201H79ZM122 202V201H121ZM127 202V201H126ZM138 203H140V204H146V202L143 200V199H138V201H137ZM148 202H149V200H148ZM220 202V201H219ZM226 202V201H225ZM224 202V203H225ZM37 203V202H36ZM51 203H52V201H51ZM89 203V202H88ZM119 203V202H118ZM117 203V204H118ZM133 203V202H132ZM135 203V202H134ZM214 203V204H215ZM55 204V203H54ZM66 204V203H65ZM116 204V205H117ZM122 204V203H121ZM226 204V203H225ZM43 205V204H42ZM45 205H46V203H45ZM49 205V204H48ZM52 205V204H51ZM61 205V204H60ZM63 205V204H62ZM75 205V204H74ZM73 205V206H74ZM87 205H89V204H87ZM118 205H120V204H118ZM124 205H125V203H124ZM127 205V204H126ZM130 205V204H129ZM133 205V204H132ZM40 206V205H39ZM38 206V207H39ZM47 206V205H46ZM45 206V207H46ZM91 206V205H90ZM121 206H123V205H121ZM142 206V205H141ZM212 206V205H211ZM215 206V205H214ZM217 206V205H216ZM226 206H227V204H226ZM48 207V206H47ZM46 207V208H47ZM49 207H51V206H49ZM48 207V208H49ZM54 207V206H53ZM58 207V206H57ZM70 207H71V205H70ZM75 207V206H74ZM157 207V206H156ZM156 207H155V209H156ZM162 207V206H161ZM209 207V206H208ZM258 208L257 209V211H254L253 210V208ZM73 208V207H72ZM83 208H87V207H84V205H83ZM128 208V207H127ZM132 208V207H131ZM135 208V207H134ZM145 208H147L146 206H145ZM259 208H260V210H259ZM51 209V208H50ZM59 209V208H58ZM124 209V208H123ZM122 209V210H123ZM140 209V208H139ZM138 209V210H139ZM148 209V208H147ZM150 209V208H149ZM157 209H159L158 207H157ZM165 209V208H164ZM208 209V208H207ZM3 210H5V209H3ZM2 210V212H4ZM34 210V209H33ZM52 210H54V208L52 209ZM79 210V209H78ZM82 210V209H81ZM125 210H128V209H125ZM124 210V211H125ZM136 211H137V209H135ZM134 210V211H135ZM141 210V209H140ZM154 210V209H153ZM40 211V210H39ZM62 211V210H61ZM69 211V210H68ZM84 211V210H83ZM95 211V210H94ZM101 211V210H100ZM113 211V210H112ZM119 211V210H118ZM142 211V210H141ZM38 212V211H37ZM45 212V211H44ZM71 212H73L72 210H71ZM71 212H69L70 214H72ZM85 212V211H84ZM6 213V212H5ZM10 213H11V211H10ZM17 213V212H16ZM26 213V212H25ZM25 213H22L23 215L25 214ZM27 213H28V211H27ZM32 213V212H31ZM49 213V212H48ZM60 213V212H59ZM92 213V212H91ZM231 213V212H230ZM13 214V213H12ZM41 214V213H40ZM45 214V213H44ZM78 214V213H77ZM82 214V213H81ZM114 214H115V212H114ZM118 214V213H117ZM164 214V213H163ZM232 214V213H231ZM32 215H34V213L32 214ZM47 215V214H46ZM91 215V214H90ZM93 215H96V214H93ZM106 215V214H105ZM110 215V214H109ZM116 215V214H115ZM168 215V214H167ZM7 216V215H6ZM44 216V215H43ZM58 217L60 216V215H57ZM80 216V215H79ZM232 216V215H231ZM17 217H19V216H17ZM42 217V216H41ZM45 217V216H44ZM44 217H42L43 219H44ZM49 217V216H48ZM52 217V216H51ZM67 217V216H66ZM83 217V216H82ZM107 217V216H106ZM109 217V216H108ZM239 217V216H238ZM4 218V217H3ZM6 218V217H5ZM12 218V217H11ZM47 218V217H46ZM62 218H64L63 216H62ZM71 218V217H70ZM75 218V217H74ZM84 218V217H83ZM82 218V219H83ZM88 218V217H87ZM91 218V217H90ZM89 218V222L91 221V219ZM32 219H34V217L32 218ZM37 219H38V217H37ZM39 219H40V217H39ZM38 219V220H39ZM53 219H54V217H53ZM177 219V218H176ZM175 219V220H176ZM224 219V220H225ZM1 220H3L2 219V217H1ZM0 220V221H1ZM37 220V221H38ZM55 220V219H54ZM54 220H52V221H54ZM65 220H67L66 218H65ZM77 220V219H76ZM84 220V219H83ZM105 220V219H104ZM172 220H173V218H172ZM222 220V219H221ZM7 221V220H6ZM10 221V220H9ZM26 221H28L29 223H33L31 220H30V218H29V220L27 219H25V222ZM46 221H48L47 219H46ZM56 221V220H55ZM58 221V220H57ZM61 221V220H60ZM72 221V220H71ZM85 221L86 220H84V223H85ZM88 221V220H87ZM94 221V220H93ZM24 222V221H23ZM24 222V223H25ZM27 222V223H28ZM49 222V221H48ZM62 222V221H61ZM81 222V221H80ZM83 222V221H82ZM95 222V221H94ZM162 222V221H161ZM179 222V221H178ZM4 223V222H3ZM53 223V222H52ZM58 223V222H57ZM68 223V222H67ZM77 223V222H76ZM75 223V224H76ZM100 223H101V221H100ZM113 223V222H112ZM121 223H123V222H121ZM176 223V222H175ZM18 224H19V222H18ZM26 224V223H25ZM34 224V223H33ZM45 224V223H44ZM70 224V223H69ZM98 224V223H97ZM164 224V223H163ZM177 224V223H176ZM176 224H175V226H176ZM20 225V224H19ZM35 225V224H34ZM47 225V224H46ZM51 225V224H50ZM86 225V224H85ZM119 225V224H118ZM125 225V224H124ZM31 226V225H30ZM66 226H68V225H66ZM101 226V225H100ZM159 226V225H158ZM161 227H163L162 225H160ZM25 227V226H24ZM34 227L35 226H33L32 228L34 229ZM70 227V226H69ZM119 227V226H118ZM187 227H192V228H194V229H196V231H197V236H189L188 234L191 232V231H189V233L188 234H186V230H187ZM28 228V227H27ZM77 228V227H76ZM95 228H96V226H95ZM103 228V227H102ZM115 228V227H114ZM31 229V228H30ZM36 229H38V228H36ZM61 229V228H60ZM97 229H100V228H97ZM110 229V228H109ZM122 229V228H121ZM120 229V230H121ZM172 229H175V227H174V225L172 226ZM35 230V229H34ZM67 230V229H66ZM74 230H76V229H74ZM101 230V229H100ZM103 230V229H102ZM123 230V229H122ZM121 230V231H122ZM161 230H162V228H161ZM28 231H29V229H28ZM99 231V230H98ZM113 231H114V229H113ZM120 231V232H121ZM174 231V230H173ZM175 231V233L174 234H176L177 232ZM89 232V231H88ZM97 232V231H96ZM96 232H93V233H96ZM110 231H108V233H109ZM111 232H112V230H111ZM123 232V231H122ZM3 233V232H2ZM1 233V234H2ZM9 233H10V231H9ZM14 233V232H13ZM20 233H22V232H20ZM36 233V232H35ZM58 233V232H57ZM62 233H65V232H62ZM61 233V234H62ZM72 233V232H71ZM98 233H100V232H98ZM98 233H96V234H98ZM107 233V232H106ZM168 233V232H167ZM7 234V233H6ZM16 234H18V233H16ZM25 234V233H24ZM37 234V233H36ZM42 234V233H41ZM48 234V233H47ZM52 234V233H51ZM70 234V233H69ZM80 234V233H79ZM82 234V233H81ZM4 235V234H3ZM10 235H12V234H10ZM30 235V234H29ZM43 235V234H42ZM49 235V234H48ZM73 235V234H72ZM171 235H173V234H171ZM18 236H19V234H18ZM36 236V235H35ZM34 236V237H35ZM52 236V235H51ZM78 236V235H77ZM84 237L86 236V235H83ZM160 236V235H159ZM0 237H1V235H0ZM3 237V236H2ZM21 237H23V236H21ZM43 237V236H42ZM48 237H50V236H48ZM64 237V236H63ZM91 237V236H90ZM124 237V238H123ZM155 237V236H154ZM166 237V236H165ZM9 238V237H8ZM15 238H17V237H15ZM26 238H27V235H26ZM25 238V239H26ZM39 238V237H38ZM41 238V237H40ZM39 238V240H41ZM47 238V237H46ZM94 238V237H93ZM92 238V239H93ZM156 238V237H155ZM159 238V237H158ZM12 239V238H11ZM10 239V240H11ZM31 239H32V237H31ZM37 239V238H36ZM81 239V238H80ZM83 239V238H82ZM160 239H162L161 237H160ZM30 240V239H29ZM7 240H5V242H6ZM11 241H13V240H11ZM36 241V240H35ZM38 241V240H37ZM75 241H77V240H75ZM81 241V240H80ZM19 242V241H18ZM26 242V241H25ZM29 242V241H28ZM40 242V241H39ZM59 242V241H58ZM78 242V241H77ZM83 242V241H82ZM81 242V243H82ZM7 243V242H6ZM5 243V244H6ZM21 243V242H20ZM24 243V242H23ZM27 243V242H26ZM37 243V242H36ZM35 243V244H36ZM92 243V242H91ZM12 244V243H11ZM28 244V243H27ZM26 244V245H27ZM40 244V243H39ZM79 243H74L73 241H71V240H68V239H66V238H63L62 240H61V257L59 258V262L60 263H68L69 261L71 262V260H69L70 258H71V256H70V251H72V253H74L76 250L75 249H77L78 247L80 248V245H78ZM84 244V243H83ZM1 245V244H0ZM8 245V244H7ZM14 245V244H13ZM57 245V244H56ZM92 245V244H91ZM33 246V245H32ZM2 247V246H1ZM8 247V246H7ZM6 247V248H7ZM27 247V246H26ZM45 247V246H44ZM47 247V246H46ZM54 247V246H53ZM56 247V246H55ZM59 247H60V245H59ZM82 247V246H81ZM254 247V248H253ZM30 248V247H29ZM49 248V247H48ZM89 248V247H88ZM92 248V247H91ZM252 248H253V251H254V249H255V252L257 251L258 253H252L251 252V250H252ZM2 249H4V248H2ZM19 249V248H18ZM51 249H52V247H51ZM56 249V248H55ZM59 249L60 248H58V251H59ZM8 250V249H7ZM11 250V249H10ZM28 250V249H27ZM44 250V249H43ZM83 250V249H82ZM9 251V250H8ZM20 251H22V250H20ZM79 251V250H78ZM91 251V250H90ZM89 251V252H90ZM27 252V251H26ZM45 252V251H44ZM55 252V251H54ZM82 252H84V251H82ZM209 252H212V254L211 255H213L214 253V256H212V257H215V256H217L218 258H211L210 256V258H208V257H206L205 255H207V254H210ZM2 253V252H1ZM28 253V252H27ZM39 253V252H38ZM76 253V252H75ZM78 253H80V254H82L81 252H78ZM10 254V253H9ZM223 255V256H220V255ZM6 255V254H5ZM23 255H24V253H23ZM22 255V256H23ZM28 255V254H27ZM31 255V254H30ZM41 255V254H40ZM43 255H45V253L43 254ZM56 255V254H55ZM8 255H6V257H7ZM20 256V255H19ZM21 256V257H22ZM50 256V255H49ZM54 256V255H53ZM75 256V255H74ZM87 256V255H86ZM90 256V255H89ZM20 257V258H21ZM27 257V256H26ZM55 257V256H54ZM82 257V256H81ZM88 257V256H87ZM222 257H225V259L224 258H222ZM14 258H17V256L16 257H14ZM42 258V257H41ZM52 258V257H51ZM90 258V257H89ZM5 259V258H4ZM7 259V258H6ZM11 259V258H10ZM28 259V258H27ZM72 259H73V256H72ZM85 259H86V257H85ZM85 259H83V260H85ZM223 259H224V261H223ZM2 260V259H1ZM16 260V259H15ZM22 260H23V257H22ZM25 260H26V258H25ZM39 260V259H38ZM45 260V259H44ZM8 261V260H7ZM13 261H14V259H13ZM12 261V262H13ZM21 261V260H20ZM41 261H43V260H41ZM40 261V262H41ZM46 261H48V260H46ZM45 261V262H46ZM79 261V260H78ZM82 261V260H81ZM18 262V261H17ZM33 262V261H32ZM31 262V263H32ZM35 262V261H34ZM52 262H53V260H52ZM85 262V261H84ZM80 263L79 262V264H88V263ZM126 262V261H125ZM123 263V264H126V263ZM208 262V263H207ZM221 262H219V263H221ZM15 263V262H14ZM19 263V262H18ZM21 263V262H20ZM37 263V262H36ZM57 263V262H56ZM75 263V262H74ZM218 263V264H219ZM42 264H43V262H42ZM47 264V263H46ZM73 264V263H72ZM78 264V263H77ZM223 264V263H222Z\"/></svg>",
	"mask_w": 264,
	"mask_h": 264
}]
</instances>
